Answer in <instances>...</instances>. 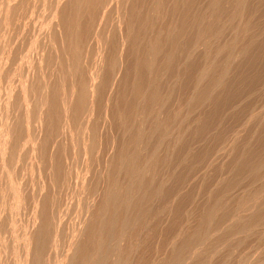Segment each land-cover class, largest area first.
<instances>
[{
	"label": "rangeland",
	"instance_id": "1",
	"mask_svg": "<svg viewBox=\"0 0 264 264\" xmlns=\"http://www.w3.org/2000/svg\"><path fill=\"white\" fill-rule=\"evenodd\" d=\"M21 1L22 3H24V4H22L21 2L19 3V2ZM0 0V46L1 45H3V47H0V54H3V55H0V63L2 62L3 63V65H2V63L0 64V89H2V90H0L1 92H0V104L2 105H0V121H2L1 122V125L3 126H1L0 128V130L2 131L1 133H0V157H1V155H2V157H1V159H3L2 161H1V159H0V174L1 175H3V176H1L0 175V181H2V182H0V197H1V199H0V238L2 239H0V250L2 251H0V264H6V263H8V264H31L30 263V261H31V258H32V255L34 254V248H35V242H36V237H37V233L36 232H38V231H36V230H40V228L39 227H41L42 225H40L42 222H43V210H44V208L47 206V205H49L50 204V211H52V210H54L56 207H57V205H58V203H59V205L60 206H63V207H61L60 209H59V207L60 206H58V209H59V211H61L63 214H62V216H63V220H62V225H61V227L65 230H63L62 228V230L64 231V233L65 234H63V232H62V230H61V232H62V234H63V236H65L64 237V239L62 240V241H59V242H57V243H59V246H60V250L61 251H59L58 250V255L59 256H57L56 255V252H55V250H54V253L55 254H52L51 252H53V251H50V253H48V254H52L51 256H52V258H53V256H54V258H55V260H54V258H53V262H55V263H53V264H64L65 262L63 261V258L62 257H64V255L66 256V254H64L65 252L67 253V256H68V254H70V253H74V251H73V249H70L69 251H68V248H70V247H67V246H69V245H66V244H69V242L68 241H70V243L72 242V241H75V242H79V240H80V238H82V236L84 237V236H86L85 234H84V232L85 231H83L82 229H84V227H85V225L89 222V220L90 219H88L87 220V218L90 216L91 217V215L90 214H86L87 216H85L84 215V213L83 212H85V211H81V209H79V208H81L84 204H85V198H87V197H85V196H87L86 194L88 193L87 191H90L91 190V187L92 186H94V185H96V183H97V181H98V179L99 180H101L100 182H102V187L100 186V182H98L97 183V187L100 189L101 188V190L103 191V190H107V188H108V186L110 185V183H111V180L113 179V176L115 175V174H118L119 172H120V174H118L117 176H118V178H120V182H125L126 181V178L124 177V175H125V173L122 171H119V172H116L117 171V169H118V167H117V165H116V163L118 164V165H120V163H118V161L117 160H119L118 159V157H119V155H120V151L122 150V149H124V146L125 145H127L128 143V139L130 138L129 137V134H127V132H124L121 128H125L124 126V124H123V122H121L123 119L120 117V114L118 113V115H117V111L119 110V109H117V107L116 106H118V108H120V110L122 109V110H124L125 109V107H126V105L123 103V101L126 103V100H125V98H127V99H129V93H130V90L128 91L127 90V92H126V89H125V87H124V85H125V82H124V84L122 83L123 82V80H124V70L126 69V64H128V62L126 61L127 60V58H130L129 60L131 61V57H129V55H126V54H128V52H126V54H125V51H127V50H125L126 49V47L124 48V49H121L122 50V57H120V55H119V57L120 58H122V62L124 61V62H127V63H125V66H124V62H123V66L121 65V67L120 66H117V71H116V73H119L120 72V70H119V68L118 67H120V69H122L121 70V72H120V74H121V76L123 77H119V75L118 74H115V77H112V78H114V80L115 81H111V77H107L106 79H104L106 76L105 75H107V73H106V71L104 70V66H102V64H101V62H103V64H104V58L103 57H108L109 55H110V52H109V47H111V46H107L108 44H105V43H102V41H104V42H106L105 40H103V38H101V37H104V35H102L100 32L98 33L100 36H97V33L95 32V29L93 28V30H94V32H92L93 30H89L88 29V27H87V25H85V24H89V21L88 20H90L89 19V17L87 18L86 16H89L90 15V12H85L83 9L82 10H80L81 12H80V16L81 17H85V19H88V20H84V18H82V20H81V17H80V20L83 22V20L84 21H86V23L84 24V23H82L81 21H80V26H83V24H84V26H86L87 28V30H89V33H88V35H89V37H88V35L86 36V38H85V34H83L82 33V35L80 34V37H83L84 36V38L83 39H87L88 38V41L87 40H85L84 41V43H82V41H83V39L82 38H80V45L82 46H79L80 47V51L82 50V54H83V52L85 53V50L87 51L84 55H86L87 56V59L85 60H83V57H81V56H83L82 54L80 55V57H81V59H80V61L81 62H79V63H81L80 64V66H81V68H82V66L84 67V68H82V70H84V72H85V70H86V72H87V74H86V72L84 73L83 71H81V72H79L78 73V68H74L75 67V64H74V62H73V60H70L71 58L73 59V57H72V50H70V49H68L67 51H66V49L67 48H69V44L67 45V42H66V39H67V36H66V32H65V35H64V31H65V29H64V23H62V22H65L63 19H65V17H67L65 20L67 21V19L69 20V21H71V12H69V9L68 8H70V6L69 5H71V1L70 0ZM54 1V2H53ZM56 1V2H55ZM64 1V2H63ZM128 1V0H127ZM127 1H125V2H127ZM132 1H134V0H132ZM131 0L129 1V3H131L132 2ZM135 1H137V0H135ZM253 1H254V5H253ZM49 2H52V3H49ZM68 4V6L66 5V3ZM117 1H115L114 2V6H115V4H116V6H117V3H116ZM252 2V3H251ZM256 2V3H255ZM262 2L263 3H261V0L259 1V0H247V8H250V9H247V8H245V10H243V12L245 11V12H247V11H250V12H247V13H245V14H247V15H244V13H243V19H242V17L240 16V19H237L236 18V20H231V22H230V20L228 21V20H226V19H228V17H227V14H226V16L225 15H223L222 17L224 18H221V20H219L218 21V25L221 27V29H222V34H220L219 35V38L217 39H215V41L213 40V43H211L210 45L211 46H213L214 48H216L217 47V45H219V46H223L224 45V43L226 44V43H230L231 41H233L234 39H236L237 37H239V41L238 42H240L239 44H236L238 47H236L234 50H233V52H234V55H233V62H234V64H233V62H232V64H231V67H230V69H229V71H228V74L226 75V77H225V79H224V84L223 85H221L213 94L214 95H212L211 97L213 98H209L210 100L208 101H204V102H200L201 104H200V107H198V106H194L193 104H189L190 106H192L193 105V107H194V109H193V107H191L193 110H190L191 108L190 107H188L189 105L188 104H186V102L188 101V99L187 100H185L186 98H188V97H192L191 96V94L192 93H194L195 94V91L194 90H192V93H191V88L190 87H192V89H193V86L196 84V81H194L193 79H195V74H192L193 72H195L196 71V69H198V70H200V66L199 65H204L203 63H205L206 62V60H205V56L204 55H206L208 52H207V50L209 51V52H211V53H208V55L209 54H211L212 56H213V52H214V50L215 49H213V47L211 48L210 47V49L209 48H206V46L204 47L202 44H200V45H202V46H200V47H203V49L202 48H199V44H198V49H199V52L200 53H202L203 52V54H201L200 55V53L197 51V48H196V50H194L195 52H194V56H198L199 58H200V56H201V58L200 59H198V57H193V58H195V60L196 59H198L197 61H194V59H192V61L194 62V65H196V68L194 69V71H189V69H188V71H186L187 70V61L185 62L184 61V59H183V62H181L182 60H181V58H183V55H184V53H185V49H184V45L183 44H180L181 42L183 43V41L182 40H186V39H191L190 37H192V35H193V32L191 33V29L192 28H187V32H189L190 31V34H192V35H188V33L186 34V36L188 37V38H186V36L184 37V38H186V39H183L182 38V40L181 41H178V42H180L179 43V48L180 47H182L181 45H183V47H182V50L184 51V53L182 52V50H181V53H180V51H178V47L176 48V49H174V50H171L172 48L169 46L168 47V45H165V47L167 48H164V50H165V52H167L168 50H169V48H171L170 49V51H168L167 53L169 54L170 52H175L176 53V56H178L177 57V59L180 57L178 54H177V51H178V53L182 56L181 58H180V62L183 64L182 66H181V63L178 61H176V63L177 64H179V67H178V65L176 64V63H174V64H176L177 65V67L174 65L172 68L174 69V70H170L169 69V72L168 71H166L165 69V72L163 71V68H162V70H161V74H160V76L163 78H161V82H160V85L161 86H159V89L161 90L159 93H161L160 94V98H161V95H163V93L165 94L166 93V95H164L163 97L166 99L168 96L167 95H169L171 98H167V100H169V101H166L164 98H163V100H162V102L164 103V105H163V103H162V107H163V109L167 106V108H165L164 110L162 109V107L161 106H157V107H155L156 108V110H154V113H156V111H160V109H161V111H160V113L162 112V111H165V112H162V115L159 113H157V114H152V116H155V117H160V116H162L161 118L162 119H167V117L170 115V114H168V116H167V114L166 113H168V112H170V111H168V110H171V112L170 113H173V115H174V113L176 112V114L178 115V117H176V118H178V119H174V121H173V123L174 122H176L177 120H178V123L176 124V123H174V125L176 124V126H174V125H172V127L174 126V128L177 130V131H172V132H176L175 133V135H174V133H172L171 132V130H175L174 128H172L171 130H170V132H171V134L173 135H171L170 134V132H169V134H168V138L170 137L169 135H171V139L169 138V140H168V138L167 137H164L165 139L167 138V140H165L164 139V141H165V143H167V144H165L164 143V141H162V145H161V147H163L164 145V147L163 148H161V150L160 151H158L157 152V156H155V159L156 160H153L154 162H156L157 163V161L158 162H160L161 164H163V162L165 161V160H170V162L168 161H165V166H162V169L161 168H159L158 169V167H156V169L157 170H155L156 172H157V174L159 173V175H157L156 174V172L154 171V170H152L153 171V174H154V176H153V174H152V171L149 173V174H151V176H152V181H156L155 183L157 184V182H158V184H159V186H160V189L158 188L159 186H158V184L155 186L157 189H159V192H157V194L155 193H153V195H155V196H157V197H153V200L152 201H154V202H152L150 199H152V198H150L148 201H150V202H152L151 204H148L149 206H150V208H149V206H148V208H149V210H153V211H149L150 213L152 212V214L154 215H152V214H149V212H148V218L146 217L145 218V224H146V229H144V230H146V231H144V230H142L141 232H140V234L138 235V238H136L135 237V239H136V242L135 241H133V239L131 240V246H133L134 247V245H135V247H134V250L136 249V247H137V249L136 250H138L139 248V252L138 251H136V253H138V254H135V251L134 252H132L130 255H132V256H134V257H132V256H130L129 257V261L131 262L132 261V263L134 264H140L141 262L142 263H144V264H170L171 262H168V261H173V256H174V248L176 249V248H178L179 247V244H180V246H181V244H182V242L183 241H181V240H184L183 238H185L186 236V239L187 238H189L190 236H192V234H193V232L194 231H196L195 229H197V228H199L200 227V224H201V221H200V219H204V217L203 216H205V215H207V213H208V210H210L209 208L213 205V203L216 201V198L218 199L219 197H220V199H221V197H222V199L221 200H224L223 202H222V204H224L223 206H221V208L218 210L219 212H217V214H216V218H215V223H214V225L216 224V226L214 227V226H212V230L210 229L209 230V233H211V234H208L209 236H208V239L206 240V241H204V243L202 244V242H198V243H196L195 245L193 244V248L192 247H190L189 248V250L187 249V253L185 254H183V256L184 255H187V256H185V258H186V260H185V258L183 259V261H185V264H202V263H204V264H264V219L261 221V219H260V221H259V219H258V221H257V219L256 218H254L253 219V217H255V215L256 214H258V216L256 215V217L257 218H259V211L260 210H262L263 209V201H264V188L262 189V187L261 186H263L264 187V163H263V161H264V159L263 160H261L262 159V157L261 156H263L264 157V142H263V139H264V101H262V100H264V94L262 95V93H261V91L264 93V87H263V85H264V79H262V78H264V66H261L262 64L264 65V63H263V59H264V47L262 46L263 45V43H264V25H263V23H264V0H262ZM18 3V4H17ZM58 3V4H57ZM60 3H62V4H60ZM65 3V4H64ZM129 3H124V4H126V6H125V8L127 7V4H129ZM143 3V2H142ZM201 3H203V2H201ZM249 3V4H248ZM21 4V5H20ZM53 4V5H52ZM263 6V7H260L261 5ZM24 5H25V7H24ZM56 5H58V6H56ZM65 5V6H64ZM140 5V4H139ZM228 5H230L229 7H227ZM252 5V6H251ZM52 6V7H51ZM53 6H55V7H53ZM63 6H64V9H63ZM113 5H112V9H113V11H116V9H115V7H114ZM225 6H226V8H227V10H229V11H231L232 9H231V3H225ZM256 6H258V9H257V7ZM19 7V8H18ZM21 7V8H20ZM36 7H39V8H36ZM49 7V8H48ZM51 7V8H50ZM65 7H66V9H67V11H66V9H65ZM68 7V8H67ZM124 7V6H123ZM253 7V8H252ZM14 8V9H13ZM18 8V9H17ZM29 8V9H28ZM56 10H55V9ZM25 9V10H24ZM32 9V10H31ZM33 9H34V11H33ZM40 11H39V10ZM42 9V10H41ZM48 9H50V10H48ZM63 9V10H62ZM252 9V10H251ZM44 10V12H42ZM55 10V11H54ZM58 10V11H57ZM100 10H102L101 8H100ZM122 10H123V8H122ZM121 10V11H122ZM258 10V11H257ZM23 11V12H22ZM27 11V12H26ZM31 11H32V13H31ZM36 11V12H35ZM37 11H39V13L37 12ZM47 13H46V12ZM50 11H51V13H50ZM53 11V12H52ZM127 11V10H126ZM228 11V12H229ZM256 11L258 12V14L256 13ZM260 11H262V12H260ZM55 12V13H54ZM58 12H62V14H60V13H58L59 15H61L60 17H59V15L57 14ZM66 12V13H65ZM96 12H97V10H96ZM100 12V11H99ZM102 12V11H101ZM251 12H254V13H252V14H250ZM26 13H29L28 15L26 14ZM33 13H35V15L36 16H34V14ZM44 13V15H40V14H43ZM52 13H54L53 15H52ZM88 15H87V14ZM115 13V12H114ZM123 13H125V10H123ZM23 14V15H22ZM33 14V15H32ZM45 14H47V15H45ZM57 14V15H56ZM64 14H66V16H64ZM116 14H117V12H116ZM115 14V15H116ZM169 14L170 13H168L167 15L168 16H164V15H162L163 17H169V18H167V19H165V18H163L162 16V18H160V19H164V21L163 20H159L160 22H163V23H161V25H163V24H168L167 26H170V27H173V28H175V27H177V24H176V20H177V22H178V19H175V25H174V21H172L173 22V24H172V22H171V20H172V15H171V17L169 16ZM248 14H250V16L248 15ZM255 14V16H253ZM259 14L261 15V16H259ZM18 15V16H17ZM30 15V16H29ZM31 15H32V17H31ZM114 15V16H115ZM120 15V14H119ZM119 15H117V16H115L116 18H118V16ZM253 17H252V16ZM5 16H7V17H5ZM17 16V17H16ZM48 16V17H47ZM51 16H53V17H51ZM245 16V17H244ZM262 16H263V18H262ZM3 17V18H2ZM10 17V18H9ZM11 17H14L13 19L11 18ZM20 17V18H19ZM21 17H23V18H21ZM28 17V18H27ZM34 17V18H33ZM38 17V20L36 19ZM42 17V18H41ZM47 17V18H46ZM50 17V18H49ZM55 17V18H54ZM247 17H248V19H247ZM251 17H252V19H251ZM256 17H257V19H256ZM2 18V19H1ZM6 18V19H5ZM25 18V19H24ZM31 18H33V20L31 19ZM57 18H59V19H57ZM116 18H114L115 20V24H116V28H120V26H118L117 25V23H118V21H117V19ZM177 18V17H176ZM254 18V19H253ZM4 19V20H3ZM16 19V20H15ZM22 21H21V20ZM27 19H28V21H27ZM40 19V20H39ZM44 19H46V20H44ZM48 19H49V21H48ZM52 19H54V20H52ZM170 20V22H171V24L172 25H174V26H171V24H170V22H168V23H166V20ZM222 19H223V21H222ZM242 19V20H241ZM251 19V20H250ZM256 19V20H255ZM12 20H14L15 21V23H14V21H12ZM17 20H18V22H17ZM31 20V21H30ZM41 20H42V22L44 23H42L41 22ZM52 20V22H50ZM57 20V21H56ZM63 20V21H62ZM174 20V19H173ZM240 20H241V22H240ZM243 20H245V21H243ZM254 20V21H253ZM259 20V21H258ZM22 23H21V22ZM30 21V22H29ZM35 21V22H34ZM222 21V22H221ZM224 21H226V22H224ZM243 21V22H242ZM249 22L250 23V26H251V28H250V26L247 28V30L249 31V30H251L252 29V32L250 33H245L244 31H243V33H241V31L243 30V27H245V24H244V26H242L243 25V23L244 22ZM257 21V22H256ZM263 21V22H262ZM20 22V23H19ZM26 24H24V23ZM31 22H32V24H31ZM33 22L35 23V25L33 24ZM58 24V22H59V24H63V25H57L56 23ZM61 22V23H60ZM224 22V23H223ZM16 23L18 24V25H16ZM49 23V24H48ZM51 23H53V24H51ZM81 23H82V25H81ZM120 23V22H119ZM180 22H178V24H179ZM221 23V24H220ZM225 23H226V25H225ZM20 24H22V25H20ZM30 24V25H29ZM39 24H40V26H39ZM46 24V25H45ZM48 24V25H47ZM160 23H158V25H159ZM229 24H231V25H228ZM233 24V25H232ZM258 24V25H257ZM2 25V26H1ZM28 25V26H27ZM54 25H56V26H54ZM120 25V24H119ZM239 25V26H238ZM4 26V27H3ZM17 26H19V28H17ZM33 26V27H32ZM53 28H52V27ZM62 26V27H61ZM89 26V25H88ZM217 26V25H216ZM228 26V27H227ZM240 26L242 27L241 29H240ZM10 27V28H9ZM13 27H15V28H13ZM25 28V29H23V28ZM26 27H28L27 29H26ZM29 27H31V29L29 28ZM55 27H56V30L57 29H59V32H60V34H57L58 33V30L56 31L55 30ZM57 27H59V28H57ZM104 28V26L102 25L101 26V29L103 30V28ZM179 27V26H178ZM178 27L177 28H175V29H178ZM226 27V28H225ZM255 27H258V28H255ZM34 28H35V31H34ZM78 28V30L81 28V30H79V32H81L82 31V27H77ZM173 28H171V30L172 31H174V29ZM219 28V27H218ZM239 28V29H238ZM15 29V30H14ZM22 29V30H21ZM64 29V30H63ZM1 30H3L2 32H1ZM13 30V31H12ZM19 31V33L17 32V33H14L15 31ZM20 30H21V32H20ZM24 30H26V32L24 31ZM62 32H61V31ZM77 30V31H78ZM102 30H100L101 32H102ZM193 30V29H192ZM232 30V31H231ZM237 30V31H236ZM241 30V31H240ZM253 30H254V32H255V34H254V32H253ZM262 30V31H261ZM30 31V32H29ZM46 31V32H45ZM91 31V32H90ZM117 31L119 32V29H117ZM238 31H240L239 32V34L237 33ZM13 32V33H12ZM57 32V33H56ZM82 32H85L86 34H87V31L86 30H84L83 29V31ZM233 32H235V34L233 33ZM263 32V33H262ZM48 33V34H47ZM64 35V37L62 36V34ZM93 33V35H92V38H93V36L95 37L93 40H92V38H91V34ZM122 33H123V31H122ZM245 33V34H244ZM253 33V34H252ZM256 33H258V35L256 34ZM14 34H16V35H14ZM21 34V35H20ZM26 34H27V36H26ZM96 36H95V35ZM156 34V33H155ZM250 34H252V35H250ZM260 34V35H259ZM5 35V36H4ZM12 35V36H11ZM15 37H14V36ZM19 37H18V36ZM33 35V36H32ZM38 35V36H37ZM42 35V36H41ZM237 35H239V36H237ZM246 35H248V36H246ZM262 35V36H261ZM10 36V37H9ZM16 36H17V38H16ZM30 36H32V37H30ZM41 36V37H40ZM65 36H66V39H63V38H65ZM110 36H112V33H111V35ZM184 36V35H183ZM232 36V37H231ZM241 36V37H240ZM244 36V37H243ZM254 36H256L255 38H256V42H255V47L259 44L260 46H262V49L261 48H258V47H256V48H254L256 51L254 52V49H252V51H250V53L252 54H250V53H248V54H246V55H243V54H241L240 52H241V50H238V49H241V47L245 44V43H247V41L249 42V39H250V37H251V39L254 37ZM2 37H3V39H2ZM5 37V38H4ZM22 37H24V42L25 43H23V38ZM29 37V38H28ZM60 39L61 38V40H58L57 41V39L58 38ZM96 37H100V39H99V41H97V38ZM155 37V36H154ZM224 37V38H223ZM227 37V38H226ZM236 37V38H235ZM243 37V39H241ZM260 37V38H259ZM262 37V38H261ZM15 38V39H14ZM32 38V39H31ZM42 38V39H41ZM47 38V39H46ZM57 38V39H56ZM89 38H91L90 39V42H91V40L93 41V42H91V43H89ZM111 38V37H110ZM109 38V39H110ZM245 38H246V40H245ZM6 39H7V41H6ZM10 39V40H9ZM14 41H13V40ZM18 39V40H17ZM26 39V40H25ZM28 39H30V40H33V41H30V40H28ZM36 39V40H35ZM54 39V41L52 42L55 46H56V48L54 47V46H50V44H52L51 43V41ZM220 39H221V41H220ZM262 39V40H261ZM19 40H20V42H19ZM39 40H41L40 42H39ZM45 40H47V41H45ZM48 40H49V42H48ZM64 40H65V42H66V45L68 46L67 48H66V46L64 45L65 43H64ZM217 40H218V42H217ZM223 40V41H222ZM226 40H228L227 42H226ZM1 41H5L4 43L3 42H1ZM11 43H10V42ZM30 41V42H29ZM45 41V42H44ZM57 41V42H56ZM96 41H97V43H98V45L96 44ZM100 41H101V43H102V45H101V43H100ZM243 41V42H242ZM259 41H260V43H259ZM19 42V43H18ZM27 42V43H26ZM32 42V43H31ZM49 43V44H47V43ZM56 42V43H55ZM59 42V43H58ZM61 42H62V44H61ZM108 42H109V40H108ZM258 42V43H257ZM7 43H8V45H7ZM10 43V44H9ZM35 43V44H34ZM39 43V44H38ZM43 43V44H45V46H41V47H39L41 44ZM79 43L77 44V45H79ZM200 43H202L201 42V40H200ZM216 43H218V44H216ZM18 44H20L19 46H18ZM23 44V45H22ZM24 44H26V45H24ZM33 44V45H32ZM52 44V45H53ZM213 44H215L216 45V47L213 45ZM221 44V45H220ZM262 44V45H261ZM6 45L8 46V47H6ZM27 45H28V47H27ZM47 45H48V47H47ZM65 46V50H64V46ZM89 45V46H91V47H89L88 46V49H91L92 51H90V50H88L87 49V46ZM97 47H96V46ZM106 46V49L105 50H102V48L104 47L105 48V46ZM110 45V44H109ZM5 46V47H4ZM15 46V47H14ZM26 46V47H25ZM58 46H60V47H58ZM93 46V47H92ZM99 46V47H98ZM21 47H23V48H21ZM24 47H25V49H26V51H24ZM46 47V48H45ZM86 47V48H85ZM102 47V48H101ZM108 47V48H107ZM189 47V46H188ZM3 48V49H2ZM12 48V49H11ZM20 48V49H19ZM36 48V49H35ZM38 48H39V50H38ZM41 48V49H40ZM49 48L52 50V48L55 50H49ZM59 48V49H58ZM103 48V49H104ZM189 48H191V46L189 47ZM2 49V50H1ZM10 49V50H9ZM31 49H32V51H31ZM34 49V50H33ZM42 49H44L43 51H41ZM102 50V51H100V50ZM107 49H109V50H107ZM213 49V50H212ZM237 49V50H236ZM23 52H22V51ZM30 50V51H29ZM38 51V52H36V51ZM56 50H58V51H56ZM71 52H70V51ZM84 50V51H83ZM107 50V51H106ZM121 50H120V52H121ZM201 50V51H200ZM204 50H206V52L204 51ZM211 50V51H210ZM4 51H6V52H4ZM13 51V52H12ZM28 51H29V53H28ZM64 51H66L67 53H69V54H67L66 52H64ZM69 51V52H68ZM79 51V52H80ZM94 51V52H93ZM98 52L99 51V53H96V52ZM104 51H106V53H104ZM197 51V52H196ZM227 50L226 49H224V51H222V54H220V57H219V60H220V58H222V60L225 58V56H227V52H226ZM5 54H4V53ZM26 54H25V53ZM33 52V53H32ZM54 52V53H53ZM61 52V53H60ZM92 52H93V54H92ZM101 52V53H100ZM124 52V53H123ZM162 52H164V51H162ZM165 52H164V54L162 53V54H160V63L161 62H163V60H164V56H167V55H165ZM259 53V54H257V53ZM15 53L17 54V53H19V54H17V56L15 55ZM23 53V54H22ZM28 53V54H27ZM37 53V54H36ZM62 55V54H64V55H62V58H61V56H59L60 54ZM71 53V54H70ZM103 53V54H102ZM107 53H109V54H107ZM166 53V54H167ZM200 55H198V54ZM205 53V54H204ZM224 53V54H223ZM237 53V54H236ZM7 54H8V56H7ZM11 54V55H10ZM33 54V55H32ZM40 54V55H39ZM43 54V55H42ZM55 54V55H54ZM58 54V55H57ZM67 54V55H66ZM92 55L91 57L90 56H88V55ZM100 54V55H99ZM107 54V55H106ZM126 55L127 57H125L124 55ZM183 54V55H182ZM226 54V55H225ZM239 54V55H238ZM255 54H256V57H255ZM10 55V56H9ZM22 55V56H21ZM25 57H24V56ZM27 55V56H26ZM29 55V56H28ZM71 55V56H70ZM98 56L97 58H98V60L100 61H98L97 60V58L95 57V56ZM102 55V56H101ZM164 55V56H163ZM222 55V56H221ZM225 55V56H224ZM248 55H250V57L248 56ZM258 55V56H257ZM36 56H38V57H36ZM43 56V57H42ZM67 56V57H66ZM71 58H70V57ZM3 57V58H2ZM5 57H6V61H5ZM18 57V59H16ZM33 57V58H32ZM47 57L48 59H45V58ZM60 57V58H59ZM85 57V56H84ZM126 58V60H125V58ZM162 57H164L163 58V60H162ZM184 57H185V55H184ZM205 57V58H204ZM224 57V58H223ZM242 57V58H241ZM253 57V58H252ZM255 57V58H254ZM13 58V59H12ZM24 58V59H23ZM28 58V59H27ZM36 59V60H33V59ZM41 58V59H40ZM44 58V59H43ZM69 58V59H68ZM101 58H103V60L101 61ZM123 58H124V60H123ZM204 58V60H201V59H203ZM244 58V59H243ZM9 59H10V61L11 62H9ZM13 61H12V60ZM27 59V60H26ZM30 59H32V60H30ZM50 59V60H49ZM61 59V60H60ZM66 59H68V60H66ZM90 59H92V60H90ZM258 61H257V60ZM29 60V62L31 63H29V62H27ZM40 60V61H39ZM59 60V61H58ZM96 60H97V62H96ZM162 60V61H161ZM5 61V62H4ZM17 61V62H16ZM20 63H19V62ZM33 61V62H32ZM41 63V65H42V67H40V64H39V62ZM42 61L44 62V63H42ZM46 61V62H45ZM67 61H68V64H67ZM86 61L88 62L87 63V65L88 64H96L97 65V63H98V67L99 68H97V66L96 65H94L93 67L94 68H96L95 70L91 67V66H86ZM91 61H94V62H91ZM129 61V62H130ZM199 61V62H198ZM204 61V62H203ZM248 61V62H247ZM257 61V62H256ZM260 61V62H259ZM16 62V63H15ZM51 62H52V64H51ZM58 62H59V64H58ZM69 62L71 63V62H73L72 64L74 65H72V64H70V66H69ZM85 62V64L83 65L82 63H84ZM195 62H197V63H199V64H196ZM202 64H201V63ZM238 62V63H237ZM244 62V63H243ZM259 62V63H258ZM8 63V64H7ZM12 63V64H11ZM29 63V64H28ZM34 65H33V64ZM46 63V64H45ZM47 63H49V67L47 66ZM247 65H246V64ZM252 63H254L253 65H254V67H251L252 65ZM5 64H6V66H5ZM10 64V65H9ZM15 66H14V65ZM19 64V65H18ZM45 64V65H44ZM55 64H56V67H55ZM67 64V67L69 68L70 67V70L68 69V68H66V66L65 65ZM101 64V65H100ZM159 64V63H158ZM162 64V63H161ZM160 64V65H161ZM240 64V65H239ZM250 64V65H249ZM256 64H259V65H257L256 66ZM24 65H27V67L26 66H24ZM37 65H38V67H37ZM58 65V66H57ZM61 65H63L64 66V68H63V66L62 67H60ZM160 65H159V67H160ZM185 65V67H183ZM197 65L199 66V67H197ZM5 67V69H4V67ZM7 66H9V67H7ZM13 66V68L14 69H12L11 67ZM17 66V67H16ZM55 68H54V67ZM96 66V67H95ZM101 66V67H100ZM181 66V67H180ZM237 66V67H236ZM238 66H240L239 68H238ZM244 66V67H243ZM261 66V67H260ZM2 67H3V69H2ZM22 67V68H21ZM36 67V68H35ZM60 67V68H59ZM103 67V68H102ZM243 67V68H242ZM250 68V70H249V68ZM258 67V68H257ZM7 68V69H6ZM27 68V69H26ZM28 68L30 69L31 68V70H29L28 71ZM71 68H72V70H71ZM81 68H80V70H81ZM90 68V70H91V72H93L92 74H94L95 76H96V72L94 73V71H98L99 73L97 74V76L95 77V79H94V77L92 76L91 77V79H92V82H90V83H94V87L92 86H89V87H91V92H90V96H89V106H91V107H89V106H87V108H89L90 109V111L92 112V115H91V119L90 120H86V123H84V130L83 129H78V128H74L75 126L73 125L74 123H72L71 121H73V117H72V114H73V116H74V113L72 112V113H70V109H71V107H72V109H73V106H71L72 105V103H71V100L73 101V102H75V98H71L70 97V95H68V97H66L67 96V94H70V88H71V91H72V89L74 88V86H75V84L76 83H74V82H77V80H78V84L76 85V87L73 89V91L75 90V89H78L79 88V80L82 78V76L85 74V76H87V77H90L92 74H91V72H90V70L89 71H87V69H89ZM124 68V69H123ZM171 68V69H172ZM179 68L181 69V68H183V70H185L188 74H192V75H194V76H189L188 77V80H190L191 82H189V81H186L187 80V76H188V74L187 73H185V71H181V70H179ZM248 68V69H247ZM18 69V70H17ZM22 69V70H21ZM45 69H48L47 71L45 70ZM101 69H103L102 71L103 72H101V73H103V74H101L100 73V71L99 70H101ZM236 69V70H235ZM241 69V70H240ZM3 70V71H2ZM7 70V71H6ZM11 70V71H10ZM25 70V71H24ZM59 70V71H58ZM62 70V71H61ZM68 70H69V72L70 71H73V73H74V71H75V75L73 74V73H71L70 72V74L68 73ZM79 70V71H80ZM119 70V71H118ZM168 70V69H167ZM175 70H176V73L178 74V75H180V76H177V74L175 73ZM177 70H179V72L177 71ZM191 70H193V69H191ZM196 71V72H199V71ZM238 70H240L239 72H238ZM11 73H10V72ZM31 71V72H30ZM38 71V72H37ZM50 71H51V73L53 74H50ZM105 71V72H104ZM162 71L164 72V73H166V74H162ZM172 71H174V72H172ZM181 71V72H180ZM247 71V72H246ZM5 72V73H4ZM8 72V73H7ZM15 74H14V73ZM25 72V73H24ZM40 72V73H39ZM61 73V75H60V73ZM66 72H67V74H66ZM78 74H77V73ZM88 72H90V74L91 75H89L88 74ZM171 72V73H170ZM241 72V73H240ZM261 72H262V74H261ZM17 73V74H16ZM24 73V74H23ZM28 75H27V74ZM31 73V74H30ZM34 73V74H33ZM36 73H39V74H43L44 75V77H42V75H39V74H36ZM45 73V74H44ZM59 73V74H58ZM81 73V74H80ZM172 73H173V75H172ZM181 73V74H180ZM184 74V76L182 77V78H179V77H181V75H183ZM252 75H251V74ZM20 74V75H19ZM68 74H69V76H68ZM73 74V75H72ZM83 74V75H82ZM105 74V75H104ZM197 75H198V73H196ZM243 74V75H242ZM245 74V75H244ZM250 74V75H249ZM253 74H254V76H253ZM259 74V75H258ZM17 75H19V76H17ZM27 75V76H26ZM37 77H36V76ZM39 75V76H38ZM56 75V76H55ZM65 75H67V76H65ZM70 75H72V76H74L73 78H76V79H74V82L73 81H71V82H73V83H71L70 82V79L72 78H69L70 77ZM79 75H80V78H79ZM103 75V76H102ZM165 75V76H164ZM174 75H176V80L175 79H173L175 76ZM187 75V76H186ZM7 76H8V78H7ZM12 76V77H11ZM17 77V78H15V77ZM21 76V77H20ZM41 76V77H40ZM53 76H54V78H53ZM62 76V77H61ZM84 76V77H85ZM99 76V77H98ZM118 76V77H117ZM165 78H164V77ZM169 76H170V78H169ZM174 76V77H173ZM231 76H232V78H231ZM238 76H239V78H238ZM241 76H244V77H241ZM14 77V78H13ZM43 78V79H45L44 81H42L40 78ZM59 77H60V79H59ZM167 77L169 78V79H167ZM173 77V78H172ZM197 77V76H196ZM252 77H254V78H252ZM7 78V79H6ZM10 78V79H9ZM28 80H27V79ZM39 79V80H37L36 82L34 81V80H36V79ZM66 78H67V80H66ZM69 78V79H68ZM73 78L71 79V80H73ZM98 78H101V79H97ZM118 78V79H117ZM179 78V79H178ZM184 78V79H183ZM190 78V79H189ZM193 78V79H192ZM260 78V79H259ZM10 81H9V80ZM13 79V80H12ZM22 79V80H21ZM47 79V80H46ZM52 79V80H51ZM63 79V80H62ZM88 79H90V78H87V80ZM90 79V80H91ZM107 80V81H105L104 82V80ZM108 79H110V80H108ZM180 79H183V82H182V80L180 81ZM186 79V80H185ZM229 81H228V80ZM237 79H238V81H237ZM240 79V80H239ZM246 79H248V80H246ZM253 79V80H252ZM3 80V81H2ZM15 80V81H14ZM19 80V81H18ZM32 80V81H31ZM59 80H60V82H62V83H60L59 82ZM76 80V81H75ZM89 80V81H90ZM100 80V81H99ZM119 80V81H118ZM163 80L164 81H166L165 83H164V85H163ZM168 80V81H167ZM179 80V81H178ZM244 80H246V81H244ZM262 80H263V82H262ZM25 81V82H24ZM34 83L35 84V86H36V88L37 89H39L40 87L41 88H43V89H39L40 91H43V92H40L39 90H37L36 88H34V90H33V87H35L34 86V84H33V86H32V83ZM46 81V82H45ZM53 81V82H52ZM96 83H95V82ZM99 81V82H98ZM108 81L110 82L111 81V83H109V84H107L108 83ZM122 81V82H121ZM125 81V80H124ZM130 81H133V77L130 79ZM176 81V82H175ZM205 81H206V83L208 84V82H210L209 81V78H207L206 80H204L203 81V83H202V86H206L207 84H205ZM227 81V82H226ZM232 82V83H229V82ZM243 81V82H242ZM250 81V82H249ZM253 81V82H252ZM255 81V82H254ZM261 81V82H260ZM27 82V83H26ZM39 82V83H38ZM43 82H45V84L47 83V85H48V87H50V88H47V89H45V87L47 86V85H44V83ZM104 82V83H103ZM187 82V83H186ZM193 82H195V83H193ZM253 84H252V83ZM5 83H6V85H5ZM12 83V84H11ZM13 83H14V86H13ZM23 83V84H22ZM70 83V84H69ZM89 83V84H90ZM115 83V84H114ZM120 83H122V85L120 84ZM166 83H167V85H166ZM169 83V84H168ZM172 83V84H171ZM177 83V84H176ZM180 83V84H179ZM236 83V84H235ZM241 83V84H240ZM246 83V84H245ZM248 83V84H247ZM256 83V84H255ZM20 86H19V85ZM22 84V85H21ZM26 84H29V85H26ZM42 84V85H41ZM60 86H59V85ZM67 84H69L68 86H67ZM71 84H73V85H71ZM104 84V85H103ZM108 86H107V85ZM110 84H111V86H110ZM184 84H186V86L188 85L189 86V88H190V90H189V92L191 93V94H189V93H187L188 92V89H187V91L185 90V88L183 89V87L185 86ZM191 84H194L193 86L191 85ZM231 84H233L232 85V87H231ZM238 84V85H237ZM240 84V85H239ZM243 84V85H242ZM3 85V86H2ZM17 87H16V86ZM27 87H26V86ZM45 86V87H42V86ZM51 85V86H50ZM53 85V86H52ZM91 85V84H90ZM93 85V84H92ZM99 87H98V86ZM101 85H103V86H106V87H103V86H101ZM169 85V86H168ZM175 85V86H174ZM178 85V86H177ZM191 85V86H190ZM230 85V86H229ZM252 85V86H251ZM258 85L260 86V87H258ZM22 86V87H21ZM31 86V90H33V94H32V91L31 90H29L30 88L29 87ZM55 86V87H54ZM56 86H57V89H56ZM59 86V87H58ZM69 86H71V87H69ZM77 86H78V88H77ZM98 88H97V87ZM116 86H117V88H116ZM120 86V87H119ZM163 86H164V88H163ZM167 86V87H166ZM242 86V87H241ZM247 86V87H246ZM258 88H257V87ZM5 87H7V88H5ZM9 87V88H8ZM16 87V88H15ZM63 87H66V89H67V91L65 90V88H64V90L62 89ZM68 87V88H67ZM102 87V88H101ZM168 87H170V88H168ZM172 87H173V89H172ZM177 87L179 88L178 90H177ZM182 88V90H181V88ZM249 87H250V90H248L249 89ZM253 87H254V89H253ZM21 88V89H20ZM60 88H61V90H60ZM93 88V89H92ZM97 88V89H96ZM109 88H110V90H109ZM167 88V89H166ZM176 88V89H175ZM194 88H195V86H194ZM229 88V89H228ZM247 88V89H246ZM10 89V90H9ZM17 89V90H16ZM24 89V90H23ZM58 90L56 93H58V92H62V93H64L65 91L67 92L66 93V96L64 95V96H61L62 95V93L60 92V93H58L59 94V99H61V101H60V105L62 106V114H64L63 115V117L65 116L66 117V123H64V125L62 124L61 126H60V128H62L61 129V131L59 132V130H60V128H58L59 130H57L58 132H56L55 133V129H57V127H56V124L54 123V121H55V118L53 117L54 116V114L52 115L51 113H53V109L51 110V107H52V104L51 103H49V102H51V97L50 96H52V93H55V92H53V91H56V90ZM108 90V92H107V90ZM117 89V90H116ZM169 89H171V91L169 90ZM234 89V90H233ZM260 89V90H259ZM28 90L29 91H31L30 93L28 92ZM36 90V91H35ZM53 90V91H52ZM125 90V91H124ZM165 90V91H164ZM168 90V91H167ZM247 90V91H246ZM255 92H254V91ZM15 91V92H14ZM18 91H19V93H21V95L18 93ZM50 91H52L51 93H50ZM111 91H113V92H111ZM120 91H122V92H120ZM164 91V92H163ZM169 91H170V94L173 92V94H168L169 93ZM180 91V92H179ZM184 91H186V93L184 92ZM222 91V92H221ZM225 91V92H224ZM236 91V92H235ZM244 91H246V92H244ZM8 92V93H7ZM27 92L29 93V96H28V94H27ZM39 92H40V94H39ZM45 92H47V93H45ZM115 92V93H114ZM117 92V93H116ZM126 92V93H125ZM179 92V93H178ZM219 92V93H218ZM228 92V93H227ZM234 93V96H233V94L232 93ZM241 92V93H240ZM243 92V93H242ZM247 92H249V93H247ZM260 94H259V93ZM99 93V94H98ZM124 95V94H126V95H124L125 96V98H123V96H122V94ZM183 93H185V94H183ZM217 93V94H216ZM225 93V94H224ZM240 95H238V94ZM255 93V94H254ZM14 95V97H13V95ZM36 94V95H35ZM41 94H42V96H41ZM45 94V95H44ZM49 94V95H48ZM93 94V95H92ZM111 94V95H110ZM127 94L129 95V96H127ZM182 94V96H180ZM186 94H189V96L187 95V96H185ZM223 94H224V96H223ZM232 94V95H231ZM235 94H237V95H235ZM241 94H242V96H241ZM258 95V97H256L257 95ZM43 95H44V97H43ZM47 95H48V97H47ZM96 95H98V96H96ZM100 95V96H99ZM118 95V96H117ZM193 95V94H192ZM245 95H247V96H245ZM18 96V97H17ZM22 96V97H21ZM31 96V97H30ZM39 96V97H38ZM101 96H102V98H101ZM127 96V97H126ZM185 96V97H184ZM217 96V97H216ZM219 96V97H218ZM223 96V97H222ZM252 96V97H251ZM261 96V97H260ZM23 97H25V99L23 98ZM27 97V98H26ZM33 97H34V99H33ZM46 97V98H45ZM61 97V98H60ZM62 97H63V99H62ZM67 99H70V100H67ZM95 97V98H94ZM99 97V98H98ZM121 97V98H120ZM215 97V98H214ZM222 97V98H221ZM227 97V98H226ZM232 97V98H231ZM240 97V98H239ZM249 97L251 98L250 100H249ZM3 98H5V99H3ZM21 98V99H20ZM31 98V99H30ZM45 98V99H44ZM47 98H49V99H47ZM118 98V99H117ZM174 100H173V99ZM220 98L222 99V100H220ZM225 98V100H223ZM257 98V99H256ZM262 98V99H261ZM29 99V100H28ZM99 99V100H98ZM119 99H121V101L119 100ZM122 99H124L123 101H122ZM130 99H131V97H130ZM172 99V100H171ZM191 98H189V100H190ZM215 99H218V100H220V102H217V101H214ZM230 99V100H229ZM237 99V100H236ZM243 99V100H242ZM259 99H260V101H259ZM18 100V101H17ZM21 100V101H20ZM26 100V101H25ZM27 100H28V102H27ZM35 100V101H34ZM48 100V101H47ZM62 100H63V102L65 103H63L62 102ZM66 100H67V102L68 101H70L68 104H71V105H68L67 104V102H66ZM257 100V101H256ZM3 101V102H2ZM48 103H47V102ZM98 101V102H97ZM100 101V102H99ZM186 101V102H185ZM213 101V102H212ZM221 101H223V104H225V106L223 105H220L222 102ZM228 101H232L231 103L230 102H228ZM234 101V102H233ZM238 101V102H237ZM11 102V103H10ZM27 102V103H26ZM31 102V103H30ZM118 102V103H117ZM120 102V103H119ZM175 102V103H174ZM179 102V103H178ZM184 102H185V104H184ZM207 102V103H206ZM209 102V103H208ZM217 102V103H216ZM225 102V103H224ZM237 104H236V103ZM246 102V103H245ZM255 102V103H254ZM258 102H259V104H258ZM8 103V104H7ZM19 103V104H18ZM46 103V104H45ZM62 103V104H61ZM94 103V104H93ZM166 103H169V104H166ZM211 103V104H210ZM28 104L30 105V104H32V105H30V106H28ZM49 104V105H48ZM50 104H51V107H50ZM101 106H100V105ZM121 104H123V105H121ZM178 104L180 105V107L178 106ZM212 104H214V106L213 107H211L212 106ZM229 104V105H228ZM5 105H7V107L5 108L4 106ZM66 107V110H65V108H64V106ZM67 105H68V107H70V108H68L67 107ZM88 105V104H87ZM93 105V106H92ZM170 105L172 106V107H170ZM186 105V106H185ZM197 105H199V103L197 104ZM205 105H207V107L205 106ZM232 107H231V106ZM234 105V106H233ZM238 105H239V107L241 106V108H239L238 107ZM245 105H246V108L247 109H245ZM252 105H254L255 107H256V111H254L253 112V114H252V111L253 110H255V108H254V106H252ZM259 105V106H258ZM36 108H34V107ZM38 106V107H37ZM100 106V107H99ZM165 106V107H164ZM203 108H205V109H203ZM219 106L221 107V109H218L219 108ZM229 106V107H228ZM235 106H237L236 108H235ZM3 107V108H2ZM29 107V108H28ZM107 107V108H106ZM116 107V111H115V108ZM124 107V108H123ZM159 107H161V108H159ZM169 107H170V109H169ZM183 107V108H182ZM211 107V108H210ZM216 107V108H215ZM223 107V108H222ZM233 107H234V109H233ZM243 107H244V109H243ZM252 107V109H250ZM2 108V109H1ZM10 108V109H9ZM15 108H17V109H15ZM32 110H31V109ZM35 110H34V109ZM48 108V109H47ZM49 108H50V110H49ZM67 108H68V110H69V112H67L68 110H67ZM94 108V109H93ZM106 110H105V109ZM179 108V109H178ZM199 108V109H198ZM201 108V109H200ZM206 108H208V109H206ZM210 108V109H209ZM214 110H213V109ZM229 108V109H228ZM232 108V109H231ZM4 109V110H3ZM20 109V110H19ZM40 109V110H39ZM92 109V110H91ZM111 109V110H110ZM176 110L175 112H174V110ZM178 109V110H177ZM195 109H197V110H195ZM227 109V110H226ZM239 109H243V110H239V113H237L238 112V110ZM11 110H13V112L11 111ZM14 110L17 112V113H15L14 112ZM19 110V111H18ZM60 110H61V107H60ZM97 110L98 111H101V112H97ZM108 110V111H107ZM152 110V109H151ZM166 110H167V112H166ZM180 110V111H179ZM184 112H183V111ZM195 110V111H194ZM207 110H209V111H207ZM220 112H218V111ZM232 110H234V111H232ZM5 111V112H4ZM23 111V112H22ZM35 111H36V114H35ZM45 111H47V112H45ZM49 111H50V113H49ZM52 111V112H51ZM71 111H73V110H71ZM106 111V112H105ZM111 111V112H110ZM178 111H179V113H178ZM186 111V112H185ZM191 111H193V112H191ZM200 111V112H199ZM212 111V112H211ZM213 111H215V112H213ZM223 111V112H222ZM226 111V112H225ZM241 111H242V114H241ZM246 111H248V112H246ZM8 112V113H7ZM9 112H11V113H9ZM19 112V113H18ZM34 112V113H33ZM104 114H103V113ZM115 113V115L116 116H113V114ZM119 112V111H118ZM182 112V113H181ZM195 112V113H194ZM198 112V113H197ZM202 112H203V114H202ZM204 112H205V114H204ZM209 112V113H208ZM218 112V113H217ZM232 112V113H231ZM2 113V114H1ZM7 113V114H6ZM14 115H13V114ZM66 113V114H65ZM100 113V114H99ZM103 115H102V114ZM108 113V114H107ZM112 113V114H111ZM152 113H153V111H152ZM166 115H165V114ZM185 115H184V114ZM187 113H188V117H187ZM190 113V114H189ZM191 113H194V116H193V114H191ZM221 113H223V114H221ZM230 113V114H229ZM237 113V114H236ZM246 115H245V114ZM3 114L5 115V117L3 116ZM9 114V115H8ZM41 115L40 117H42V118H40L39 116H36V115ZM50 116H52V118L51 117H49V115ZM97 116H96V115ZM109 114H111V115H109ZM142 115L139 117V114H138V117H136L135 119H138V118H141V117H143V116H145V114H143V113H141ZM165 115V117L166 118H164V115ZM199 114V115H198ZM208 114H210V115H208ZM213 114V115H212ZM221 115V117H220V115ZM239 114H241V116L239 115ZM245 116H244V115ZM7 115V116H6ZM21 115V116H20ZM25 115V119H24V117L23 116ZM105 115L107 116V117H105ZM157 115V116H156ZM160 115V116H159ZM197 117H196V116ZM205 117H204V116ZM211 115H212V117H211ZM224 115V116H223ZM229 115H231V116H229ZM255 115H256V117H255ZM3 116V117H2ZM14 116V117H13ZM16 116V117H15ZM44 116V117H43ZM50 118V120H47L48 119V117ZM112 116V117H111ZM171 116V115H170ZM186 118H185V117ZM209 116V117H208ZM233 116V117H232ZM235 116V117H234ZM243 116V117H242ZM36 117V119H37V122H36V119L34 120V118ZM38 117V118H37ZM102 117H104V118H102ZM110 117V118H109ZM117 117H118V121H117ZM191 117V118H190ZM196 117V118H195ZM203 117V118H202ZM210 117H211V119H210ZM10 118V119H9ZM16 118V119H15ZM94 118V119H93ZM116 118V119H115ZM122 120H121V119ZM143 118H145V117H143ZM160 118V119H161ZM180 118H184L183 120L182 119H180ZM199 118V119H198ZM206 118V119H205ZM220 118V119H219ZM230 118V119H229ZM237 118V119H236ZM28 121H27V120ZM39 119V120H38ZM70 119V120H69ZM100 119V120H99ZM113 119V120H112ZM142 119V118H141ZM147 121L150 119V118H145ZM161 119V120H162ZM185 119H187V121L185 120ZM189 119H192V120H189ZM197 119V120H196ZM218 119H219V121H218ZM233 119V120H232ZM236 119V120H235ZM5 120H7V121H5ZM12 120H13V122H12ZM25 120H26V122H25ZM54 120V121H53ZM144 119H142V121L141 120H136V121H140V122H137L138 123V125H140L139 123H145V120L143 121ZM164 120V121H165ZM185 120V121H184ZM196 120V121H195ZM218 122H217V121ZM4 121V122H3ZM22 121H24V122H22ZM30 121V122H29ZM47 121H49V123L50 124H52L51 126L50 125H44V123L46 124V122ZM51 121L53 122V123H51ZM87 121L89 122L88 124H87ZM95 121V122H94ZM111 121V122H110ZM114 121V122H113ZM181 121V122H180ZM200 121V122H199ZM213 121V122H212ZM236 121V122H235ZM247 121H248V123H247ZM251 121V122H250ZM7 124H6V123ZM16 122V123H15ZM21 122V123H20ZM69 122V123H68ZM90 122H91V124H90ZM98 122V123H97ZM115 122L117 123V122H119L120 123V125L121 124H123V126L121 125H116L115 124ZM149 122V121H148ZM148 122H147V124L145 123H141L142 124V126H145V127H147V129H148V126H149V124H148ZM187 122V123H186ZM32 123H33V125H32ZM39 123H41V124H39ZM43 123V124H42ZM67 123H68V125H67ZM70 123H71V125L72 126H70ZM96 124V125H93V124ZM101 123V124H100ZM119 123H117V124H119ZM150 124L152 123V121L150 120V122H149ZM180 123H182V124H180ZM196 125H194V124ZM234 123V124H233ZM13 124V125H12ZM17 124V125H16ZM24 124H25V126H24ZM31 124V125H30ZM185 124V125H184ZM187 124H191L190 126L189 125H187ZM205 124V125H204ZM19 125V126H18ZM23 127H22V126ZM26 125H27V127H26ZM43 125V126H42ZM55 126V127H52V126ZM89 125V126H88ZM92 125H93V127H92ZM200 126V127H198V126ZM202 125V126H201ZM12 126V127H11ZM18 126V127H17ZM38 127V129H37V127ZM47 126H49V127H47ZM65 126V127H64ZM98 126V127H97ZM119 128H118V127ZM184 128H183V127ZM15 127V128H14ZM25 127L27 128V129H25ZM31 127V128H30ZM33 127V128H32ZM35 127H36V129H35ZM44 127V128H43ZM72 127H73V130L74 131H72ZM86 127L88 128V130L86 129ZM90 127H92L93 128V130L95 131L96 129V135H95V133H93V131L91 130L92 128H90ZM94 127H96L95 129H94ZM108 127V128H107ZM153 126H152V124H151V129L153 130V132H150L149 130H150V128L147 130L146 128H143V130L145 129V130H147V132L149 133H147V136H146V138L149 140V137H150V140L152 141V144L154 145V147H156V145L158 144V141H156L155 142V140H159L160 139V135H161V133L159 134L157 131H156V133L154 132V129L152 128ZM179 127V128H178ZM195 127V128H194ZM198 127V128H197ZM232 127V128H231ZM6 128V129H5ZM9 128V129H8ZM20 130H19V129ZM39 128H40V130H39ZM42 128V129H41ZM47 128V129H46ZM55 128V129H54ZM67 128V129H66ZM71 128V129H70ZM90 128V129H89ZM105 128H106V130H105ZM192 128V129H191ZM194 128V129H193ZM11 129V130H10ZM12 129H14V130H12ZM35 129V130H34ZM44 129H45V131H44ZM49 129V130H48ZM50 129H52V131L50 130ZM104 129V130H103ZM118 129H120V130H122L123 132L122 133H124V136L123 135H120V131H118ZM181 129V130H180ZM196 129V130H195ZM198 129V130H197ZM201 129V130H200ZM203 129H204V131H203ZM209 129V130H208ZM4 130V131H3ZM10 130V131H9ZM16 130H17V132H16ZM30 130V131H29ZM41 130L45 133V135H44V133L43 132H41ZM46 130H48V132L46 131ZM54 130V131H53ZM66 130V131H65ZM68 130H69V132H68ZM108 130V132H106ZM110 130V131H109ZM117 130V131H116ZM187 130V131H186ZM200 130V131H199ZM5 131H7V132H5ZM25 131V132H24ZM49 131H51L52 132V135L50 134L49 135ZM78 131V132H77ZM84 131V132H83ZM88 131H90L89 133H87ZM100 131V132H99ZM126 131V130H125ZM189 131V132H188ZM194 131V132H193ZM196 131V132H195ZM201 131H202V133H201ZM206 131V132H205ZM9 132V133H8ZM12 132H13V134L14 135H12ZM15 132V133H14ZM21 132V133H20ZM35 132H36V134H35ZM41 132V133H40ZM63 132V133H62ZM66 132H67V135H66ZM73 134H72V133ZM105 132V133H104ZM198 132H199V134L201 133V134H203V135H199L198 134ZM225 132V133H224ZM23 133H24V135H23ZM31 133V134H30ZM33 133H34V136H33ZM38 133V134H37ZM48 135H47V134ZM60 134V135H58V134ZM69 133V134H68ZM82 133V134H81ZM91 133H93L94 135H92ZM121 133V134H122ZM150 133H154L153 135L152 134H150ZM179 133H181V134H179ZM188 133H189V135H188ZM193 133H194V135H193ZM206 133V134H205ZM10 134V135H9ZM18 136H17V135ZM21 134H22V136H21ZM54 134H57L56 136L54 135ZM62 134H64L63 135V137H62ZM80 134H81V136H80ZM87 134V135H86ZM158 134V135H157ZM177 134V135H176ZM191 134V135H190ZM6 135V136H5ZM31 135V136H30ZM40 135V136H39ZM43 135V136H42ZM55 137H54V136ZM73 135V136H72ZM118 135H120V137L118 136ZM149 135H151V136H149ZM179 135V136H178ZM186 135V136H185ZM193 135V136H192ZM223 135V136H222ZM252 135V136H251ZM15 136V137H14ZM27 138H26V137ZM38 136V137H37ZM66 136H68V137H66ZM88 136V138H86ZM91 136V137H90ZM95 137V138H92V137ZM100 136V137H99ZM109 136H111V137H109ZM155 136H157V137H155ZM198 136V137H197ZM221 136V137H220ZM226 136V137H225ZM7 137H9V138H7ZM30 137V138H29ZM42 137H43V139H42ZM45 137V138H44ZM59 137V138H58ZM152 137V138H151ZM154 137V138H153ZM159 137V138H158ZM180 137V138H179ZM182 137V138H181ZM186 137V138H185ZM200 137V138H199ZM220 137V138H219ZM223 137V138H222ZM228 137H229V139H228ZM15 138V139H14ZM71 138V139H70ZM91 138V139H90ZM126 140H125V139ZM177 138V139H176ZM179 138V139H178ZM226 138H227V140H226ZM263 138V139H262ZM2 139V140H1ZM13 139V140H12ZM18 139V140H17ZM25 139H26V141H25ZM30 139V140H29ZM35 141H34V140ZM38 141H37V140ZM46 139V140H45ZM50 139V140H49ZM63 140V141H61V140ZM77 139H78V141H77ZM90 139V140H89ZM105 139V140H104ZM122 139V140H121ZM174 139V140H173ZM197 139V140H196ZM198 139H199V141H198ZM257 139V140H256ZM11 142H10V141ZM29 140V141H28ZM49 140V141H48ZM73 140V141H72ZM74 140H76V141H74ZM96 140V141H95ZM98 140H99V142H98ZM149 140V143H147V145L150 147V143H151V141ZM173 140V141H172ZM230 140V141H229ZM262 140V141H261ZM14 141V142H13ZM18 141V142H17ZM19 141H20V143H19ZM24 141V142H23ZM31 141V142H30ZM41 141V142H40ZM55 141V142H54ZM66 141H68V142H66ZM71 141V142H70ZM102 141V142H101ZM105 141V142H104ZM110 141H111V143H110ZM116 141V142H115ZM119 141V142H118ZM123 141H126V142H123ZM179 141L180 142V144L179 143H177V142ZM221 141V142H220ZM225 141V142H224ZM255 141H257V142H255ZM17 142V143H16ZM22 142V143H21ZM25 142H27L26 144H24ZM35 142V143H34ZM40 142V143H39ZM54 142V143H53ZM77 142V143H76ZM88 142H90V143H88ZM154 142V143H153ZM169 142V143H168ZM173 142V143H172ZM16 145H15V144ZM32 144V145H34V146H32V145H30V144ZM44 145H43V144ZM50 143H51V145H50ZM88 143V144H87ZM92 143V144H91ZM102 143V144H101ZM114 143H115V145H114ZM124 143H126V144H124ZM157 143V144H156ZM224 145H223V144ZM226 143V144H225ZM1 144H3V148H2V146H1ZM4 144H5V146H4ZM10 144V145H9ZM13 144V145H12ZM18 144V145H17ZM47 144H48V146H47ZM73 144H74V146H73ZM90 144H91V147H89L90 146ZM95 144V145H94ZM100 144V145H99ZM112 144V145H111ZM124 144V145H123ZM156 144V145H155ZM170 144V145H169ZM175 144H177V145H175ZM252 144V145H251ZM263 144V145H262ZM12 145V146H11ZM21 145H24V146H22L21 147ZM43 145V146H42ZM46 145V147H44ZM72 145V146H71ZM146 145V144H145ZM153 145H152V151H154V147H153ZM261 145L263 146L262 147V149H261ZM13 146H15V147H13ZM31 146V147H30ZM143 147H144V144L142 145ZM141 146V150H143L144 151V154H143V156L141 157V159L142 158H144V156H145V159H143L144 161L146 160V156H147V158H148V155L149 156H151L152 155V151H151V147H150V149L147 151L146 149L147 148H149L148 146H145V150L144 149H142L143 147ZM11 147V148H10ZM26 147V148H25ZM33 147V148H32ZM51 147V148H50ZM55 147V148H54ZM92 147H93V149H92ZM96 147V148H95ZM123 147V148H122ZM193 149H192V148ZM254 147V148H253ZM2 148V149H1ZM5 148V149H4ZM17 148V149H16ZM21 148H23V149H25L24 150V152H23V149H21ZM37 148V149H36ZM41 148V149H40ZM54 148V149H53ZM71 148H73V149H71ZM76 148V149H75ZM118 148H120V149H118ZM172 148V149H171ZM184 148V149H183ZM249 148H250V150H249ZM251 148H253V149H251ZM13 149V150H12ZM15 149V150H14ZM21 149V150H20ZM28 149V150H27ZM43 149V150H42ZM53 149V150H52ZM79 149V150H78ZM88 149H90L89 151H88ZM100 149V150H99ZM102 149V150H101ZM158 149H160L159 147H158ZM261 149V150H260ZM6 152H5V151ZM12 150V151H11ZM20 150V151H19ZM61 150V151H60ZM92 150V151H91ZM118 150H120V151H118ZM131 150H133V149H131ZM167 150V151H166ZM184 150V152H182ZM187 150V151H186ZM205 150H207V152L205 153ZM211 150V151H210ZM248 150V151H247ZM254 152H253V151ZM22 151V152H21ZM29 151V152H28ZM78 151V152H77ZM84 151V152H83ZM96 153H95V152ZM105 153H104V152ZM143 151H142V153H143ZM165 151V152H164ZM194 151V152H193ZM204 151V152H203ZM245 151H246V154H245ZM256 151V152H255ZM260 152L262 155L260 156V153H257V152ZM2 152H4V154L2 153ZM15 152V153H14ZM17 152H19L18 154H16ZM45 152V153H44ZM87 154H86V153ZM92 152H94V154L92 153ZM103 152V153H102ZM118 152V153H117ZM198 152V153H197ZM202 152V153H201ZM211 152V153H210ZM213 152V153H212ZM249 152V154H247ZM253 152V153H252ZM11 153V154H10ZM14 153V154H13ZM26 153H28V154H26ZM44 153V154H43ZM57 153V154H56ZM78 153H79V155H78ZM81 153V154H80ZM91 153V154H90ZM102 153V154H101ZM115 153V154H114ZM147 153V154H146ZM184 153V154H183ZM188 153V154H187ZM193 155H192V154ZM210 153V154H209ZM244 153V154H243ZM252 155H251V154ZM16 154V155H15ZM23 154H25V155H23ZM36 154V155H35ZM39 154V155H38ZM49 154V155H48ZM59 154H61V155H59ZM72 154V155H71ZM83 154V155H82ZM174 156H173V155ZM183 154V155H182ZM199 154V155H198ZM200 154H202V155H200ZM214 156H213V155ZM8 155V156H7ZM44 155V156H43ZM88 155H89V159H88ZM103 156V158H102V156ZM162 157L161 159H160V157ZM181 155L184 157H181ZM205 157H204V156ZM207 155V156H206ZM255 155V156H254ZM5 156V157H4ZM11 156V157H10ZM23 156V157H22ZM39 158H38V157ZM48 156V157H47ZM66 158H65V157ZM94 156V157H93ZM168 157V158H166V157ZM180 156V157H179ZM189 156V157H188ZM199 156H201V158L199 157ZM245 156V157H244ZM250 156H252L253 157V159H252V157H250ZM258 156H260L261 157V159H254L255 157L257 158ZM6 157H7V159H6ZM15 157V158H14ZM20 157H21V159H20ZM27 157V158H26ZM52 159H50V158ZM61 157V158H60ZM99 157V158H98ZM158 157H159V159H158ZM170 157V158H169ZM194 157H196V158H194ZM241 157H243V158H241ZM12 158V159H11ZM19 158V159H18ZM36 158V159H35ZM49 160H48V159ZM110 158V159H109ZM164 158H166L164 161H162L161 162V160H163ZM177 158V159H176ZM183 158V159H182ZM188 158V159H187ZM191 158V159H190ZM203 158V159H202ZM240 158V159H239ZM252 160H251V159ZM259 158V157H258ZM25 159V160H24ZM40 159H41V161H40ZM87 159V160H86ZM96 161H95V160ZM99 159V160H98ZM102 159V160H101ZM104 159V160H103ZM106 159V160H105ZM180 159V160H179ZM193 159V160H192ZM199 159V160H198ZM247 159V160H246ZM250 159V160H249ZM6 160V161H5ZM8 160V161H7ZM20 160V161H19ZM23 160V161H22ZM30 160V161H29ZM47 160L49 161V162H47ZM63 160V162H60V161H62ZM65 160V161H64ZM72 160V161H71ZM98 160V161H97ZM108 160V161H107ZM112 160H113V162H114V165L116 166V167H114V165H112ZM142 160V161H143ZM176 162H175V161ZM185 160V161H184ZM190 160V161H189ZM195 160V161H194ZM239 160H241V161H239ZM11 161H12V163H11ZM19 161V162H18ZM26 161H28V163L26 162ZM44 161V162H43ZM54 161L56 162L55 163V165H57L58 166V168H61V167H63L62 169H61V171H62V175H64V176H61V174H60V172L58 171V169H57V166H55L54 165ZM57 161H59L60 163V165L59 164H57ZM67 161V162H66ZM75 161V162H74ZM80 161V162H79ZM86 161V162H85ZM101 161H103V162H100ZM141 161V160H140ZM141 161V162H142ZM172 161H174V162H172ZM201 161V162H200ZM243 161H245V162H243ZM253 161V163H251ZM254 161H258V162H261L262 161V168L260 167V172L262 173H260V172H256V173H254V172H252L251 171V169L250 168H248L246 165H247V162L249 163H251L252 165H256L257 163L256 162H254ZM3 162V163H2ZM11 163V164H9V163ZM53 162V163H52ZM105 162V163H104ZM108 162H110V163H107ZM140 162V163H141ZM192 162V163H191ZM193 162H195L196 164H193ZM8 163V164H7ZM18 163H20V164H18ZM24 163V164H23ZM83 163V164H82ZM144 163V162H143ZM142 163V164H143ZM160 163H157V164H159V165H157V166H160L161 167V164ZM168 163V164H167ZM171 163H173V164H171ZM178 163V164H177ZM181 163V164H180ZM238 163V164H237ZM244 164V166H243V164ZM249 163V165H251ZM23 164V165H22ZM25 164H26V166H27V168H26V166H25ZM51 164V165H50ZM64 166H63V165ZM97 164V165H96ZM167 164V165H166ZM177 166H176V165ZM188 164V165H187ZM239 164H241V165H239ZM246 164V165H245ZM8 165V166H7ZM13 165V166H12ZM17 165V166H16ZM67 165V166H66ZM100 165V166H99ZM173 165V166H172ZM175 165V166H174ZM180 165H181V167H180ZM190 165V166H189ZM194 165V166H193ZM198 165H200V166H198ZM24 168H23V167ZM44 166V167H43ZM49 168H47V167ZM50 166V167H49ZM54 166V167H53ZM61 166V167H60ZM67 167V168H64V167ZM85 166H86V168H85ZM103 168H102V167ZM192 166H193V168H192ZM198 166V167H197ZM235 166V167H234ZM240 166V167H239ZM4 169H3V168ZM10 167H12V169L10 168ZM15 167H17V168H15ZM18 167L19 168H21V169H18ZM46 167V168H45ZM55 167H56V169H57V171L56 170H54L55 169ZM98 167H99V169H98ZM101 167V168H100ZM114 167V168H113ZM120 167V166H119ZM163 167H165V168H163ZM177 167V168H176ZM190 169H189V168ZM237 167V168H236ZM241 169V171H242V173H241V171H240V169ZM245 167H247V168H245ZM8 168H9V170H11V171H9L8 170ZM44 168V169H43ZM50 168H52V169H50ZM73 168V169H72ZM91 168L93 169V170H97V171H91ZM96 168V169H95ZM109 168H111V169H109ZM115 168H117V169H115ZM167 168V169H166ZM1 169H3V170H1ZM66 169V170H65ZM70 169V170H69ZM101 169V170H100ZM112 169H114V170H112ZM174 169H176V171H174ZM239 169V170H238ZM243 169H244V171H243ZM246 169H247V171H246ZM248 169H250V171L248 170ZM261 169H262V171H261ZM15 171V173H14V171ZM19 170V171H18ZM27 170V171H26ZM65 170V171H64ZM90 171V174H89V171ZM105 170V171H104ZM106 170H107V172H106ZM116 170V171H115ZM161 170H162V172H161ZM167 170V171H166ZM189 170H191V171H189ZM193 170H194V172H193ZM4 171V172H3ZM7 172V174H6V172ZM22 171V172H21ZM42 171H44V173H42ZM72 171V172H71ZM99 171V172H98ZM104 171V172H103ZM111 171V172H110ZM113 171H115L114 173V175H112L113 174ZM178 171V172H177ZM196 171V172H195ZM250 173H249V172ZM21 172V173H20ZM68 172V173H67ZM88 172V173H87ZM160 172H161V175H162V177H161V175H160ZM165 172V173H164ZM247 172V173H246ZM251 172L252 173H254L253 175L251 174ZM5 173V174H4ZM10 173V174H9ZM27 173V174H26ZM58 173L60 174V176L58 175ZM70 173H72L73 175L71 176L70 175ZM97 173H99V174H97ZM103 173V174H102ZM110 173V174H109ZM179 173V175H177ZM194 175H193V174ZM236 173V174H235ZM19 174V175H18ZM21 174H23V175H21ZM47 174V175H46ZM57 174V175H56ZM65 174L67 175L68 174V176H71V177H69V180L68 179H66V178H68V176H65ZM78 174V175H77ZM79 174H80V176H79ZM107 174V175H106ZM109 174V175H108ZM149 174L147 175V176H149ZM166 174V175H165ZM168 174H170V175H168ZM180 174H181V176H180ZM183 174V175H182ZM244 174V175H243ZM10 175V176H9ZM12 175V176H11ZM14 175V176H13ZM16 175V176H15ZM24 175H26L25 177L26 178H24ZM30 175V176H29ZM32 175V176H31ZM55 175H56V177H55ZM89 175V176H88ZM91 175L94 177H91ZM96 175V176H95ZM102 175H104V176H102ZM155 175H157V176H155ZM172 175V176H171ZM252 177H251V176ZM256 175V176H255ZM7 176H9V178L7 177ZM23 176V177H22ZM57 176H59V177H57ZM86 177V179H85V177ZM120 176V177H119ZM151 176H149L148 178V180H150V178H151ZM160 178H159V177ZM165 176V177H164ZM167 176H168V178H167ZM176 176V177H175ZM180 176V177H179ZM237 176H238V178H240V179H238L237 178ZM247 176V177H246ZM248 176H250V177H248ZM254 176V177H253ZM3 177V178H2ZM6 179H5V178ZM18 177H20V178H18ZM37 177V178H36ZM45 177V178H44ZM49 179H48V178ZM55 177V178H54ZM63 177V178H62ZM65 177V178H64ZM77 177V178H76ZM97 177V178H96ZM102 177V178H101ZM157 177H158V179H157ZM169 177H170V179H169ZM172 177V178H171ZM245 177V178H244ZM257 179H256V178ZM30 178V179H29ZM35 178V179H34ZM43 178H44V180H43ZM59 178V180H61V181H63V182H61V181H59V180H57V182L59 181L60 182V184H59V182H58V184H57V182L56 181H54V179H58ZM61 178V179H60ZM97 179V181L95 182V180ZM104 178V179H103ZM106 178V179H105ZM108 178V179H107ZM153 178H156V180H153ZM175 178V179H174ZM178 178V180H176ZM182 178H183V182H181L180 180H182ZM187 178V179H186ZM233 178L236 180V181H234L233 180ZM247 178V179H246ZM253 178V179H252ZM6 181H5V180ZM9 179V180H8ZM29 179V180H28ZM75 179V180H74ZM80 179V180H79ZM84 181H86V182H84ZM94 179V180H93ZM124 179V181H122V180ZM160 179V180H159ZM184 179H185V182H184ZM13 182H12V181ZM35 180V181H34ZM39 180V181H38ZM49 181V185H48V182L47 181ZM67 180V181H66ZM77 180V181H76ZM91 180V181H90ZM164 180V181H163ZM174 180H176V181H174ZM229 180H230V182H229ZM233 180V181H232ZM252 180V181H251ZM255 180V181H254ZM260 182H259V181ZM263 180V181H262ZM4 181V182H3ZM18 181V182H17ZM22 181V182H21ZM28 181V182H27ZM40 181H41V183H40ZM53 181L54 182H56V184H54L53 183ZM64 181H66L65 183H66V185L64 186L62 183H64ZM71 183V184H69V186H71V187H68V183L69 182ZM76 181V182H75ZM106 181V182H105ZM109 181V182H108ZM151 181V180H150ZM151 181V182H152ZM159 181H161V183H162V181H163V185L159 182ZM167 181V182H166ZM189 181V182H188ZM232 181V182H231ZM239 182V183H236V182ZM251 181V182H250ZM262 181V182H261ZM6 182V183H5ZM8 182V183H7ZM35 182V183H34ZM68 182V183H67ZM80 182V183H79ZM82 182V183H81ZM150 182V184L151 185H153L152 183ZM177 182V183H176ZM12 183L14 184V185H16V186H14V185H12ZM23 183V184H22ZM25 183V184H24ZM44 185H43V184ZM46 183V184H45ZM75 183V184H74ZM85 183V184H84ZM90 183V184H89ZM106 183V184H105ZM154 183V184H155ZM166 183V184H165ZM167 183H168V185H167ZM185 183V184H184ZM229 183V184H228ZM232 183V184H231ZM244 183V184H243ZM256 183V184H255ZM259 183V184H258ZM26 184H27V186H26ZM33 184V185H32ZM39 184V185H38ZM51 184H52V186H51ZM64 186H62V185ZM74 184V185H73ZM80 184H82V185H80ZM87 184V185H86ZM94 184V185H93ZM99 184V185H98ZM109 184V185H108ZM239 184V185H238ZM245 186H243V185ZM2 185H4V186H2ZM19 185H21V186H19ZM25 185V186H24ZM48 185V186H47ZM60 186L59 188L57 187V186ZM73 185V186H72ZM89 185V186H88ZM162 185V186H161ZM169 185H170V187H169ZM186 185V186H185ZM225 185V186H224ZM228 185H229V187H228ZM235 185V186H234ZM9 186V187H8ZM13 188H12V187ZM17 186H19V187H17ZM49 186H50V190H49ZM67 186V187H66ZM91 186V187H90ZM158 186V187H157ZM165 187L166 189H162L161 187ZM180 186V187H179ZM258 188H257V187ZM21 187V188H20ZM24 187H26L25 188V190H24ZM29 187V188H28ZM55 187H56V189H55ZM87 189H89V190H87V191H84V189L85 188ZM90 187V188H89ZM107 187V188H106ZM152 187H154V186H152ZM154 187V190L156 189ZM221 187V188H220ZM223 187V188H222ZM227 187V188H226ZM245 188V189H243V188ZM249 187H250V189H249ZM259 187H261L260 189H259ZM19 188V189H18ZM52 188H54V189H52ZM59 190H58V189ZM60 188H62V190H60ZM66 188V189H65ZM72 188V189H71ZM75 188V189H74ZM181 188V189H180ZM224 188H225V190L226 191H224L223 192V190H224ZM235 188V189H234ZM237 188V189H236ZM9 189V190H8ZM16 189V190H15ZM21 189L22 190H24V191H21ZM27 189V190H26ZM31 189V190H30ZM43 191H42V190ZM69 189V190H68ZM73 189H74V191H73ZM85 189V190H86ZM99 189H97L98 191H97V193L95 194L96 195V197L94 196V200L92 201L93 202V205H94V209L97 207V205H98V203L100 202V199H101V196H102V191L101 190H99ZM169 189V190H168ZM228 189H229V191L232 193H230L229 191H228ZM259 189V190H258ZM13 190H15V191H13ZM46 190V191H45ZM72 190V191H71ZM171 190V191H170ZM174 190V191H173ZM221 190H222V193H221ZM248 190V191H247ZM12 191V192H11ZM21 191V192H20ZM27 193H26V192ZM60 191V192H59ZM62 191V192H61ZM65 191V192H64ZM160 191H161V193H160ZM164 192V194H163V192ZM166 191L168 192V193H166ZM243 191H244V193H243ZM246 191V192H245ZM255 191V192H254ZM263 191V192H262ZM14 192V193H13ZM40 192V193H39ZM48 192V193H47ZM56 192V193H55ZM70 192V193H69ZM75 192V193H74ZM80 192V193H79ZM87 192V193H86ZM98 192H100V193H98ZM103 192H105V191H103ZM218 192H219V194H218ZM228 192V193H227ZM240 192V193H239ZM248 192H250V193H248ZM26 193V194H25ZM29 193V194H28ZM33 193V194H32ZM62 193V194H61ZM65 193V194H64ZM86 193V194H85ZM231 195H230V194ZM243 193V194H242ZM252 193H253V195L256 197L255 198V200L254 199H252L254 196L252 195ZM256 193V194H255ZM258 193V194H257ZM260 193H261V196H260ZM263 193V194H262ZM21 194H23V195H21ZM54 194H55V196H54ZM57 194V195H56ZM61 194V195H60ZM69 194V195H68ZM75 194V195H74ZM79 194V195H78ZM160 194V196H158ZM166 194V195H165ZM174 194V195H173ZM214 194L216 195V196H214ZM225 194V195H224ZM245 194V195H244ZM248 194V195H247ZM13 195V196H12ZM17 195V196H16ZM26 195V196H25ZM27 195H29L30 197L28 198L27 197ZM36 195V196H35ZM47 195V196H46ZM72 195V196H71ZM163 195H165V196H163ZM217 195H219V197H217ZM221 195V196H220ZM229 195V197H227ZM234 195H236V196H238V197H236V196H234ZM244 195V196H243ZM259 195V197H260V199H259V197H257ZM9 196V197H8ZM21 196H22V198H21ZM43 196V197H42ZM85 198H84V197ZM234 196V197H233ZM14 197V198H13ZM16 197V198H15ZM39 197V199H37ZM50 197H51V199H53V201H54V199H55V197H56V199L55 200H57V202L58 203H56V201L54 202V204L56 203V205H54L53 204V201H50L49 202V200H50ZM54 197V198H53ZM59 199H58V198ZM71 197V198H70ZM100 197V198H99ZM215 197V198H214ZM263 197V198H262ZM8 198V199H7ZM41 198V199H40ZM43 198V199H42ZM49 200H48V199ZM82 198H84V200H82ZM98 198V199H97ZM163 198H164V200H163ZM166 198V199H165ZM169 198V199H168ZM228 200H227V199ZM231 198V199H230ZM235 198V200H233ZM14 200V203H13V200ZM20 199H22L21 200V202H23V203H21L20 204V202H18ZM28 199V200H27ZM35 199H37V200H35ZM61 199V200H60ZM67 200V202H64V200ZM71 199V200H70ZM158 199V200H157ZM171 199V200H170ZM181 199V200H180ZM214 199V200H213ZM2 200V201H1ZM8 200H9V202H8ZM42 200V201H41ZM43 200H44V202H49V203H47V204H45L44 202H43ZM47 200V201H46ZM63 200V201H62ZM65 200V201H66ZM170 200V201H169ZM180 202H179V201ZM227 200V201H226ZM7 201V202H6ZM29 201V202H28ZM62 201V202H61ZM80 203H79V202ZM159 202V203H157V202ZM167 201H169V202H167ZM172 201V202H171ZM173 201H175V202H173ZM178 201V202H177ZM229 201V202H228ZM238 201V202H237ZM2 202H3V204H2ZM11 202V203H10ZM41 202H43V203H41ZM51 202H52V204H53V206H52V208H51ZM63 202L65 203V204H63ZM150 202H148V203H150ZM167 202V203H166ZM177 202V203H176ZM183 202V203H182ZM227 202V203H226ZM233 202V203H232ZM237 202V203H236ZM242 202H243V204H242ZM246 202H248V203H246ZM251 202H253L252 204H251ZM18 203H19V205H18ZM73 203V204H72ZM84 203V204H83ZM165 203V204H164ZM172 203V204H171ZM181 203V204H180ZM230 203V204H229ZM236 203V204H235ZM241 203V204H240ZM13 206H12V205ZM17 204V205H16ZM26 204V205H25ZM33 204V205H32ZM43 204V205H42ZM70 204V205H69ZM83 204V205H82ZM169 204V205H168ZM174 204V205H173ZM177 204V205H176ZM249 204H251V205H249ZM16 205V206H15ZM20 205H22L21 207H20ZM26 207H24V206ZM29 207H28V206ZM78 207H77V206ZM165 207H164V206ZM181 205V206H180ZM183 205V206H182ZM227 205V206H226ZM233 205H235V206H233ZM242 205V206H241ZM258 205V206H257ZM263 205V206H262ZM8 206V207H7ZM11 206H12V208H11ZM17 206H19V207H17ZM37 206V207H36ZM39 206H41V207H39ZM55 206V207H54ZM65 206H67V207H65ZM69 206V207H68ZM75 206V207H74ZM152 206H154V207H152ZM160 206H162V207H160ZM167 206V207H166ZM170 206V207H169ZM177 206V207H176ZM226 206V207H225ZM237 206V207H236ZM15 207V208H14ZM44 207V208H43ZM53 207H54V209H53ZM73 207V208H72ZM157 207H159V209L161 210L162 208L163 209H165V210H163V211H158L159 209L157 208ZM171 207H176V209L175 208H171ZM182 207V208H181ZM225 207V208H224ZM239 207H241V209H239ZM260 207V208H259ZM4 208V209H3ZM10 208V209H9ZM21 208H22V211H21ZM41 208H43V209H41ZM47 208L49 209V206H47ZM62 208H63V210H62ZM85 208V207H84ZM151 208H154V209H151ZM233 208H235V209H233ZM251 208V209H250ZM15 209V210H14ZM25 209V210H24ZM35 209V210H34ZM57 209V208H56ZM55 209V210H56ZM58 209H57V211H58ZM76 211H74V210ZM168 209H170V210H168ZM180 210V212H182V213H180L179 212V210ZM237 209H239L238 211H237ZM5 210V211H4ZM11 210H12V212H11ZM32 212L31 214L28 212ZM31 210V211H30ZM33 210V211H32ZM167 210V211H166ZM176 210V211H175ZM241 210H243V211H241ZM247 212H246V211ZM257 210V211H256ZM39 211H41V218H40V212ZM66 211V212H65ZM175 211V212H174ZM207 211V212H206ZM232 211H233V213H232ZM14 212V214H15V212H16V214H15V216H14V214H12ZM37 212L39 213V214H37ZM83 214H82V213ZM157 213V212H159V213H162L163 214V212H164V216L162 215H160L159 213H157L156 215L154 214V213ZM167 214H166V213ZM170 212V213H169ZM235 212V213H234ZM253 212H255V214L253 213ZM261 212V211H260ZM10 213V214H9ZM24 213H28V214H25L24 215ZM175 213V214H174ZM219 213V214H218ZM222 213H224V214H222ZM228 213H230V214H228ZM244 213V214H243ZM4 214V215H3ZM70 214V216H68ZM173 214H174V216H173ZM177 214V215H176ZM179 214H181L180 216H179ZM223 216H222V215ZM236 214V215H235ZM238 214V215H237ZM243 214V215H242ZM8 215V216H7ZM13 215V216H12ZM27 215H29V216H27ZM34 215V216H33ZM77 215V216H76ZM81 215V216H80ZM158 215V216H157ZM228 216V217H225V216ZM235 215V216H234ZM251 216V215H253V217L252 218H248L249 216ZM8 217L7 219H6V217ZM19 216V217H18ZM26 216H27V218H26ZM80 216V217H79ZM147 216V215H146ZM151 218H155L156 220L154 221L153 219H150L151 221L153 220V222H151L150 220H149V218L150 217ZM153 216V217H152ZM156 216L158 217V218H156ZM163 217V219L161 220V217ZM177 216H178V218H177ZM185 216V217H184ZM201 216H202V218H201ZM221 216V217H220ZM231 216V217H230ZM239 218H238V217ZM10 217V218H9ZM19 219H18V218ZM76 217V218H75ZM82 217V218H81ZM86 219H85V218ZM89 217V218H90ZM206 217V216H205ZM220 217V218H219ZM222 217H223V224H224V222H225V224L223 225L222 224ZM245 217V218H244ZM1 218H3V220H1ZM39 218V219H38ZM80 218V219H79ZM166 218H167V220H166ZM176 218H177V220H179V222L176 220ZM199 218V219H198ZM228 218V219H227ZM230 218V219H229ZM234 218V219H233ZM236 218V219H235ZM244 220H251L252 222V224H250L249 226H254V227H244V229H243V226H241L240 224H244L246 221H243V219ZM247 218V219H246ZM6 219V220H5ZM18 219V220H17ZM23 219H24V221H23ZM42 219V220H41ZM79 219V220H78ZM82 219V220H81ZM148 219V222L150 223V225H148L149 223L146 221ZM181 219V220H180ZM182 219H183V221H182ZM219 219H221L220 221H219V223H218V225H217V220H219ZM225 219H227V220H225ZM238 219H239V221H238ZM5 220V221H4ZM10 222H9V221ZM14 220V221H13ZM17 220V221H16ZM27 220H28V222H27ZM39 220V221H38ZM160 220V221H159ZM228 220H230V221H228ZM236 220V221H235ZM3 223H2V222ZM41 221V222H40ZM79 221V222H78ZM172 221H174V223L172 222ZM181 221V222H180ZM198 221V222H197ZM256 221L258 222L257 224H256ZM11 222H13V223H11ZM20 222V223H19ZM21 222L23 223V224H21ZM37 222V223H36ZM66 223V224H63V223ZM159 224H158V223ZM176 222V223H175ZM177 222H178V224L180 225H177ZM235 222V223H234ZM5 223H7V224H5ZM14 223H17V225L16 224H14ZM19 223V224H18ZM151 223H153V224H151ZM196 223H197V225H196ZM200 223V224H199ZM261 223H262V225H261ZM11 224H12V226H11ZM26 224V225H25ZM37 224V225H36ZM39 224V225H38ZM43 224V223H42ZM71 224V225H70ZM85 224V225H84ZM159 226H158V225ZM176 226H175V225ZM222 224V225H221ZM7 225H9V226H7ZM14 225V226H13ZM15 225H16V227H15ZM68 225V226H67ZM75 226V227H73V226ZM153 225V226H152ZM155 225V226H154ZM199 225V226H198ZM231 225V226H230ZM236 225H238V226H241V227H239L238 228V226H236ZM2 226H3V228H2ZM70 226V227H69ZM178 226V227H177ZM221 226V227H220ZM259 226H261L260 228H259ZM5 227H6V229H5ZM8 227V228H7ZM66 227H68V228H66ZM73 227V228H72ZM161 227H163V228H161ZM169 227V228H168ZM170 227H172V228H170ZM214 227V228H213ZM227 227V228H226ZM229 227V228H228ZM10 228V229H9ZM37 228V229H36ZM66 228V229H65ZM78 229V232L77 233H72V232H74V230L75 229ZM217 228H219V229H217ZM234 228V229H233ZM236 228V229H235ZM241 228V231H242V229L244 230L243 232H244V234H243V232H241L239 229ZM248 228H250L251 229V231L249 230H247ZM258 228V229H257ZM5 229V230H4ZM22 229V230H21ZM68 229V230H67ZM74 229V230H73ZM77 229L75 230V232L77 231ZM158 229V230H157ZM171 229V230H170ZM178 229V230H177ZM225 229V230H224ZM230 229V230H229ZM246 229V230H245ZM260 229V230H259ZM1 230H2V232H1ZM29 230V231H28ZM71 230V231H70ZM140 230V229H139ZM138 230V231H139ZM170 230V231H169ZM174 230V231H173ZM177 230V231H176ZM220 230V231H219ZM263 230V231H262ZM12 231V232H11ZM20 231V232H19ZM52 231H53V229H52ZM66 231H67V233H66ZM80 231H81V233H80ZM144 231V232H143ZM148 231V232H147ZM151 231V232H150ZM157 231H158V233H157ZM164 233H163V232ZM166 231V232H165ZM171 231H172V233H171ZM180 231L181 232H183L182 234H183V237H181V233H180ZM232 231V232H231ZM235 231V232H234ZM245 231H247V232H245ZM19 232V233H18ZM54 232V231H53ZM176 232V233H175ZM224 232V233H223ZM231 232V233H230ZM237 232V233H236ZM2 233V234H1ZM25 233V234H24ZM27 233H28V235H27ZM71 233H72V235H74V234H76V237L78 238V235H79V239H78V241H76L77 239H76V237L74 236V237H71ZM150 235H149V234ZM153 233V234H152ZM185 233H186V235H185ZM192 233V234H191ZM230 233V234H229ZM6 234V235H5ZM23 234H24V236H23ZM83 234V235H82ZM179 234H181V235H179ZM191 234V235H190ZM222 234V235H221ZM228 234V235H227ZM252 234V235H251ZM254 234H255V236H254ZM257 234V235H256ZM259 234V235H258ZM34 235H36L35 236V239H34ZM70 236L71 237V240H70V237H68V236ZM142 235V236H141ZM148 235V236H147ZM184 235H185V237H184ZM188 235H190V236H188ZM213 237H212V236ZM245 235V236H244ZM178 236H180V238H182V239H179V237H178V239H177V237ZM6 237V238H5ZM18 237H20V238H18ZM23 237H25V238H23ZM33 237V238H32ZM62 237V236H61ZM68 237V238H67ZM147 237V238H146ZM23 238V239H22ZM73 238H74V240H73ZM140 238H142V241L144 242V243H142V241H139V240H141ZM144 238V239H143ZM168 238V239H167ZM215 238V239H214ZM218 240H217V239ZM220 238V239H219ZM18 239V240H17ZM32 239V240H31ZM65 239L67 240V239H69V240H67V241H65ZM83 239H85V238H83ZM134 239V240H135ZM175 239H176V241H178L177 243H176V241H175ZM185 239V240H186ZM212 239V240H211ZM5 240H7V241H5ZM61 240V239H60ZM82 240V239H81ZM80 240V241H81ZM184 240V241H185ZM210 240V241H209ZM260 240H261V242H260ZM8 241H12L11 243L10 242H8ZM168 241V242H167ZM209 243H208V242ZM239 241V242H238ZM8 245H6L5 243ZM21 242V243H20ZM34 242V243H33ZM140 242H141V244H140ZM179 242H181V243H179ZM215 242H217V243H215ZM1 243H2V245H1ZM24 243V244H23ZM26 243V244H25ZM29 243V244H28ZM32 243V244H31ZM133 243H137L138 245H136V244H133ZM146 243V244H145ZM175 243H176V245H177V247H176V245H175ZM237 243V244H236ZM4 244V245H3ZM16 244V245H15ZM143 244V245H142ZM20 245V246H19ZM24 245V246H23ZM26 245H28V246H26ZM30 245V246H29ZM63 245H65V246H63ZM139 245H141L142 247H139ZM199 245V246H198ZM211 245V246H210ZM236 245V246H235ZM11 246H13V247H11ZM23 246V247H22ZM71 246V245H70ZM144 246H145V248H144ZM198 246V247H197ZM2 247H4L3 249H2ZM11 247V248H10ZM15 247H16V249H15ZM19 249H18V248ZM139 247V248H138ZM213 247V248H212ZM10 248V249H9ZM24 248H25V250H24ZM29 248H30V250H29ZM143 248V249H142ZM209 248H211V249H209ZM231 248H233V249H231ZM31 249H33V250H31ZM67 250V251H65V250ZM142 249V250H141ZM166 249V250H165ZM201 249V250H200ZM231 249V250H230ZM22 250H23V252H22ZM72 250V251H71ZM160 250V251H159ZM177 250V249H176ZM175 250V251H176ZM193 250V252H191ZM197 251V253H196V251ZM28 251V252H27ZM30 251V252H29ZM71 251V252H70ZM158 251V252H157ZM189 251V252H188ZM5 252V253H4ZM63 253L62 255H61V253ZM70 252V253H69ZM147 252V253H146ZM168 252V253H167ZM4 253V254H3ZM9 253H11V254H9ZM17 253V254H16ZM191 253V254H190ZM195 253H196V255H195ZM14 254H16L15 256H14ZM24 254V255H23ZM47 254V256L49 257L50 255H48ZM141 254H143V255H141ZM10 257H9V256ZM249 257H248V256ZM16 256H18V257H16ZM24 256V257H23ZM28 256V257H27ZM50 256V257H51ZM57 256V257H56ZM61 256V260H60V257ZM70 256H71V254H70ZM251 256V257H250ZM4 257H6L5 259H4ZM7 257H8V259H9V261H8V259H7ZM12 257V258H11ZM49 257V258H50ZM192 257V258H191ZM19 258V259H18ZM47 258V257H46ZM52 258H50L51 260H52ZM147 258V259H146ZM171 258H173V259H171ZM243 258V259H242ZM252 258V259H251ZM7 259V260H6ZM27 261H26V260ZM57 259H58V261H57ZM171 259V260H170ZM6 260V261H5ZM17 260V261H16ZM19 260V261H18ZM30 260V261H29ZM204 260V261H203ZM227 260V261H226ZM240 260H242V261H240ZM5 261V262H4ZM61 261V262H60ZM144 261V262H143ZM223 261H225V262H223ZM63 262V263H62ZM167 262V263H166ZM131 263V264H132ZM130 264V263H129ZM183 264H184V262H183Z\"/></svg>",
	"mask_w": 264,
	"mask_h": 264
},
{
	"label": "bare ground",
	"instance_id": "2",
	"mask_svg": "<svg viewBox=\"0 0 264 264\" xmlns=\"http://www.w3.org/2000/svg\"><path fill=\"white\" fill-rule=\"evenodd\" d=\"M2 1V0H1ZM11 1V0H10ZM18 1V0H17ZM50 1V0H49ZM68 1V0H67ZM71 2V5H69L70 6V8H68L69 9V12H71V21H69L68 19H67V21L65 20L67 17H65V19H63L65 22H62V23H64V29H65V31H64V35H65V32H66V36H67V39H66V36H65V38H63V39H66V42H67V45L69 46V48H67L68 46L66 45V42H65V40H64V45L66 46V51L68 50V49H70V50H72V57H73V59L71 58L70 60H73V62H74V64H75V67L74 68H78L79 70H80V68H81V66H80V64L81 63H79V62H81L80 61V59H81V57H83V60L86 58L87 59V56L86 55H84L87 51L85 50V53L83 52V54L81 53L82 52V50L80 51V47L79 46H81L80 45V41L84 38V36L83 37H80V34L82 35V33L83 34H85V38H86V36L88 35V33H89V30H93V28L95 29V32L97 33V36H100L98 33L100 32L102 35H104V37H101V38H103V40H105L106 42H104V41H102V43H105V44H108L107 46L109 47V46H111V47H109V49H107V50H109V52H110V55L106 58V57H103L104 58V64H103V62H101V64H102V66H104V70L106 71V73H107V75H105L106 77L104 78V79H106L107 77H115V74H118L119 75V77L121 76V74H120V72H121V70L122 69H120V67H121V65L123 66V62H122V58H120V57H122V50L121 49H124L125 47H126V49L125 50H127V51H125V54H126V52H128V54H126V55H129V57H131V61L129 60L130 58H127V60H126V58L125 57H127L126 55H124L125 57V60L128 62V64H126V69L124 70V80H123V84H124V82H125V85H124V87H125V89H126V92H127V90L129 91L130 90V93H129V95L127 94V96H129V99H127V98H125V96L124 95H126V94H122V96H123V98H125V100H126V103L123 101L124 99H122V101H123V103L126 105V107H125V109L124 110H120V108H118V106H116L117 107V109H119L118 111H117V115H118V113L120 114V117L123 119H121L122 121L121 122H123V124L125 125L124 127L125 128H121L124 132H127V134H129V139H128V144L127 145H125L124 146V149H122L121 151L120 150H118V151H120L119 153H120V155H119V157H118V159L119 160H117L118 161V163H120V165H118L117 163H116V165H117V167H118V169L117 168H115V169H117V171L116 172H119V171H123L124 173H125V175H124V177L126 178V181L125 182H120L119 180H120V178H118V174H120V172L118 173V174H115L114 172L115 171H113V174L112 175H114L113 176V179L111 180V183H110V185L108 186V188H107V190L105 189V190H103V191H105V192H103L102 190H101V188L99 189L96 185H97V183L98 182H100L101 180H99L98 179V181H97V177L95 178L96 180H95V182L97 181V183H96V185H94V186H90L91 187V190L90 191H87V190H89L88 188L86 189L85 187V189H84V191H87L85 194L87 195V196H85V197H87V198H85L84 196V198L86 199L85 200V204L81 207V208H79V209H81V211L83 212V211H85V212H83L84 213V215L85 216H87L88 214H90L91 215V217L89 218H87V220L88 219H90L89 220V222L85 225V227H84V229H82L83 231H85L84 232V234L86 235V236H82V238H80L79 237V235H78V238L76 237V234H74V235H72V233H77L78 232V229H77V231L75 232V230H74V232H72L71 233V237H76V241H78V239L80 238V240H79V242H75V241H72L71 243H70V241H68L69 242V244H66V245H69V246H67V247H70V248H68V251L70 250V249H73V251H74V253L72 252V253H70L71 254V256H70V254H68V256H67V253L65 252L64 254H66V256L63 254V253H61V255L63 254L64 255V257H62L63 258V261L65 262L64 264H131L132 263V261L130 262L129 260V257L130 256H132V255H130L132 252H134L135 251V254H138V253H136V251H138L139 252V247H142L141 245H139V249L138 250H136L137 249V247H136V249L134 250V247H135V245H134V247L133 246H131L132 244V242H131V240L133 239V241H135L136 242V239H135V237L136 238H138V235L140 234V232L142 231V230H144V229H146V224H145V218L147 217L148 218V212L149 211H153V210H149V208H150V206L153 204L152 202H154V201H152L153 200V197L155 196V195H153V193L155 194H157V192H159V189H160V186H159V184H158V182H157V184H158V188L159 189H157L155 186L157 185L154 181H152V176H151V174H149L152 170H157L156 169V167H158V169L159 168H161L162 169V166H165V161H169L170 162V160H165L166 158H168V157H166V158H164L163 160H161V162L162 161H164L163 162V164H161L160 162H158L157 161V163H160L161 164V167L160 166H157V165H159V164H157L156 162H154L153 160H156L155 159V156H157V152L158 151H160L161 150V148H163V147H161V143H162V141H164V137H167L168 136V134H169V132H170V130L172 129V128H174V126H176V124L178 123V120L176 121V122H174V123H176L175 125H174V123H173V121H174V119L176 118V117H178V115L176 114V110H174V115H173V113H170L171 112V110H168V111H170V112H168V113H166L167 114V116H168V114H170L168 117H167V119L165 120V119H162L161 117L162 116H160V117H155V116H152V114H159L160 113V111H161V109H160V111H156V113H154V110H156V108L155 107H157L158 105L159 106H161L162 107V100H163V96L164 95H166V93L164 94L163 93V95H161V98H160V94L162 93H159L161 90L159 89V86H161L160 85V82L162 81L161 80V76H160V74H161V70H162V68H163V71L165 72V70L166 71H168L169 72V69L170 70H174L173 68V66L175 65L176 67H177V65H178V67H179V64H177L176 63V61L178 62H180V58L182 57L179 53H178V51H180V53H181V50H182V47H183V45H184V49H185V53H184V51L182 50V52L184 53V55H185V57H184V55H183V58H181V62H183V59H184V61L186 60L187 61V70L186 71H188V69H189V71L191 72V71H194V69L196 68V65H194V62L192 61V59H194V61H197L198 59H200L201 58V54H203V52L202 53H200L199 52V49L197 48L198 47V44H199V48H202L203 49V47H200V46H202L203 44L206 46V48H209L210 49V47L212 48L213 46H211L212 44L211 43H213V40L215 41V39L217 38H219V35L220 34H222L221 32H222V29H221V27L218 25V21L219 20H221V18H223L222 16L223 15H225L226 16V14H227V17H228V19H226V20H230V22H231V20H236V18L237 19H240V16L242 17V19H243V13L246 11L245 10V8H247V0H137V1H132L131 3H129V1L130 0H70ZM115 1H117L116 3H117V6H116V4H115V6H114V2ZM125 1H127V2H125ZM252 1V0H251ZM260 1V0H259ZM19 2V1H18ZM21 2V1H20ZM19 2V3H20ZM54 2V1H53ZM56 2V1H55ZM64 2V1H63ZM69 2V1H68ZM143 2V3H142ZM201 2H203V3H201ZM231 3V11H229V10H227V8H226V6H225V3ZM22 3V2H21ZM49 3H52V2H49ZM66 3V2H65ZM64 3V4H65ZM124 3H129V4H127V7L125 8V6H126V4H124ZM252 3V2H251ZM256 3V2H255ZM261 3H263L262 2V0H261ZM18 4V3H17ZM22 4H24V3H22ZM58 4V3H57ZM60 4H62V3H60ZM140 4V5H139ZM249 4V3H248ZM21 5V4H20ZM53 5V4H52ZM63 5V4H62ZM66 5L68 6V4L66 3ZM112 5L115 7V9H116V11H113V7H112ZM253 5H254V1H253ZM261 5V4H260ZM264 5V4H263ZM56 6H58V5H56ZM65 6V5H64ZM64 6H63V9H64ZM124 6V7H123ZM230 5H228L227 7H229ZM252 6V5H251ZM24 7H25V5H24ZM52 7V6H51ZM50 7V8H51ZM53 7H55V6H53ZM112 7V8H111ZM245 7V8H244ZM257 7V9H258V6H256ZM260 7H263L262 5L260 6ZM19 8V7H18ZM17 8V9H18ZM21 8V7H20ZM36 8H39V7H36ZM49 8V7H48ZM100 8L102 9V10H100ZM122 8H123V10H125V13H123V10H122ZM253 8V7H252ZM14 9V8H13ZM29 9V8H28ZM55 9V8H54ZM62 9V10H63ZM65 9H66V7H65ZM84 10L85 12H90V15L89 16H86L87 18L89 17V19L90 20H88V19H85V17H81L79 14H80V10ZM247 9H250V8H247ZM25 10V9H24ZM32 10V9H31ZM39 10V9H38ZM42 10V9H41ZM48 10H50V9H48ZM56 10V9H55ZM54 10V11H55ZM96 10H97V12H96ZM122 10V11H121ZM127 10V11H126ZM243 10H245L244 12H243ZM252 10V9H251ZM264 10V9H263ZM33 11H34V9H33ZM40 11V10H39ZM39 11H37L38 13H39ZM58 11V10H57ZM66 11H67V9H66ZM100 11V12H99ZM102 11V12H101ZM229 11V12H228ZM258 11V10H257ZM256 11V13L258 14V12ZM23 12V11H22ZM27 12V11H26ZM36 12V11H35ZM42 12H44V10L42 11ZM46 12V11H45ZM53 12V11H52ZM115 12V13H114ZM116 12H117V14H116ZM247 12H250V11H247ZM247 12H245V13H247ZM260 12H262V11H260ZM31 13H32V11H31ZM47 13V12H46ZM50 13H51V11H50ZM55 13V12H54ZM54 13H52V15L54 14ZM57 13V12H56ZM58 13H60V12H58ZM57 13V14H58ZM66 13V12H65ZM86 13V14H87ZM168 13H170L171 15H172V17H171V15L169 14V16L172 18V20H171V22L172 21H174V25H175V19H178V22H180L179 24H178V22H177V20H176V24H177V27H178V29H175V28H177V27H175V28H173V27H170V26H167L166 24H163V25H161V23H163V22H160L159 20H163L164 21V19H160V18H162L163 16L162 15H166V16H168L167 14ZM244 13V15H247V14H245ZM252 13H254V12H251L250 14H252ZM264 13V12H263ZM27 15L29 14V13H26ZM34 14V16H36L35 15V13H33ZM32 14V15H33ZM56 14V15H57ZM60 14H62V12L60 13ZM89 14V13H88ZM87 14V15H88ZM116 14V15H115ZM120 14V15H119ZM250 14H248L249 16H250ZM23 15V14H22ZM32 15H31V17H32ZM40 15H44V13L43 14H40ZM45 15H47V14H45ZM59 15V14H58ZM63 15V14H62ZM117 16V15H119L118 16V18H116L115 16ZM18 16V15H17ZM16 16V17H17ZM30 16V15H29ZM61 15H59V17H60ZM64 16H66V14H64ZM81 17V20H82V18H84V20H88L89 21V24H85L86 23V21H84L83 20V22L80 20V17ZM162 16V17H161ZM252 16V15H251ZM253 16H255V14L253 15ZM252 16V17H253ZM259 16H261L260 14H259ZM5 17H7V16H5ZM48 17V16H47ZM46 17V18H47ZM51 17H53V16H51ZM62 17V16H61ZM177 17V18H176ZM245 17V16H244ZM252 17H251V19H252ZM3 18V17H2ZM1 18V19H2ZM10 18V17H9ZM12 19L14 18V17H11ZM20 18V17H19ZM21 18H23V17H21ZM28 18V17H27ZM34 18V17H33ZM33 18H31L32 20H33ZM42 18V17H41ZM50 18V17H49ZM55 18V17H54ZM63 18V17H62ZM114 18H116L117 19V21H118V23H117V25L118 26H120V28L118 27V28H116L117 26H116V20L114 19ZM163 18H165V17H163ZM167 18H169V17H166L165 19H167ZM262 18H263V16H262ZM6 19V18H5ZM25 19V18H24ZM37 20H38V17L36 18ZM57 19H59V18H57ZM174 19V20H173ZM224 19V18H223ZM223 19H222V21H223ZM241 19V20H242ZM247 19H248V17H247ZM250 19V20H251ZM254 19V18H253ZM256 19H257V17H256ZM255 19V20H256ZM4 20V19H3ZM16 20V19H15ZM21 20V19H20ZM40 20V19H39ZM44 20H46V19H44ZM52 20H54V19H52ZM52 20L50 21V22H52ZM62 20V21H63ZM115 20V21H114ZM241 20H240V22H241ZM12 21H14V20H12ZM22 21V20H21ZM20 21V22H21ZM27 21H28V19H27ZM31 21V20H30ZM29 21V22H30ZM48 21H49V19H48ZM57 21V20H56ZM80 21L82 22V23H84L85 25H87V27H88V29L89 30H87L86 28V26H84V24H83V26H80ZM170 22V20L168 19V20H166V23H168V22ZM221 21V22H222ZM243 21H245V20H243ZM242 21V22H243ZM254 21V20H253ZM259 21V20H258ZM17 22H18V20H17ZM19 22V23H20ZM35 22V21H34ZM33 22V24L35 25V23ZM41 22H42V20H41ZM120 22V23H119ZM165 22V21H164ZM171 22H170V24H171ZM224 22H226V21H224ZM223 22V23H224ZM257 22V21H256ZM263 22V21H262ZM14 23H15V21H14ZM22 23V22H21ZM24 23V22H23ZM43 23V22H42ZM56 23V22H55ZM61 23V22H60ZM82 23H81V25H82ZM158 23H160L159 25H158ZM25 24V23H24ZM31 24H32V22H31ZM44 24V23H43ZM49 24V23H48ZM47 24V25H48ZM51 24H53V23H51ZM57 24V23H56ZM58 24H59V22H58ZM57 24V25H58ZM120 24V25H119ZM172 24H173V22H172ZM171 24V26H174V25H172ZM221 24V23H220ZM244 24H245V27H243V30L241 29L242 27L240 26V29L242 30H240L241 31V33H243V31L247 34V33H249L250 31L252 32V29L251 30H247V28L250 26V23L249 22H244L243 23V25L242 26H244ZM16 25H18L17 23H16ZM20 25H22V24H20ZM26 25V24H25ZM30 25V24H29ZM46 25V24H45ZM59 25H63V24H59ZM89 25V26H88ZM104 26V28H103V30L101 29V26ZM217 25V26H216ZM225 25H226V23H225ZM228 25V24H227ZM229 25H231V24H229ZM228 25V26H229ZM233 25V24H232ZM258 25V24H257ZM263 25H264V23H263ZM2 26V25H1ZM28 26V25H27ZM39 26H40V24H39ZM54 26H56V25H54ZM82 27L84 30H86L87 31V34L85 33V32H82L83 31V29H82V31L81 32H79V30H81V28L78 30V28L77 27ZM176 26V25H175ZM227 26V27H228ZM239 26V25H238ZM4 27V26H3ZM33 27V26H32ZM52 27V26H51ZM62 27V26H61ZM192 28L191 29V33L193 32V35L192 34H190V31L189 32H187L186 30H187V28ZM219 27V28H218ZM10 28V27H9ZM13 28H15V27H13ZM17 28H19V26H17ZM23 28V27H22ZM28 27H26V29H27ZM30 29H31V27H29ZM53 28V27H52ZM57 28H59V27H57ZM171 28H173L174 29V31H172L171 30ZM226 28V27H225ZM250 28H251V26H250ZM255 28H258V27H255ZM16 29V28H15ZM14 29V30H15ZM23 29H25V28H23ZM60 29V28H59ZM59 29H57L58 30V33L57 34H60V32H59ZM63 29V30H64ZM117 29H119V32L117 31ZM239 29V28H238ZM249 29V28H248ZM22 30V29H21ZM21 30H20V32H21ZM55 30H56V27H55ZM56 30V31H57ZM78 30V31H77ZM100 30H102V32L100 31ZM3 30H1V32H2ZM13 31V30H12ZM25 32H26V30H24ZM34 31H35V28H34ZM61 31V30H60ZM122 31H123V33H122ZM232 31V30H231ZM237 31V30H236ZM240 31H238L237 33L239 34V32ZM262 31V30H261ZM19 33V31H15L14 33ZM30 32V31H29ZM46 32V31H45ZM62 32V31H61ZM91 32V31H90ZM92 32H94V30L92 31ZM250 32V33H251ZM253 32H254V30H253ZM256 32V31H255ZM255 32H254V34H255ZM3 33V32H2ZM13 33V32H12ZM80 33V34H79ZM111 33H112V36H110L111 35ZM156 33V34H155ZM188 33V35L190 34V35H192V37H190L191 39H189L187 36H186V34ZM234 34H235V32H233ZM244 33V34H245ZM263 33V32H262ZM48 34V33H47ZM62 34V33H61ZM253 34V33H252ZM252 34H250V35H252ZM257 35H258V33H256ZM14 35H16V34H14ZM13 35V36H14ZM21 35V34H20ZM64 35L62 34V36L64 37ZM92 35H93V33L90 35L91 36V38H92ZM95 35V34H94ZM184 35V36H183ZM223 35V34H222ZM260 35V34H259ZM5 36V35H4ZM12 36V35H11ZM18 36V35H17ZM17 36H16V38H17ZM26 36H27V34H26ZM33 36V35H32ZM32 36H30V37H32ZM38 36V35H37ZM42 36V35H41ZM40 36V37H41ZM96 36V35H95ZM155 36V37H154ZM186 36V38H188V39H186V38H184ZM237 36H239V35H237ZM246 36H248V35H246ZM253 36V35H252ZM262 36V35H261ZM10 37V36H9ZM15 37V36H14ZM19 37V36H18ZM88 37H89V35H88ZM111 37V38H110ZM232 37V36H231ZM241 37V36H240ZM244 37V36H243ZM243 37L241 38V39H243ZM249 37V36H248ZM256 36H254L252 39H251V37H250V39H249V42L247 41V43H245L242 47H241V49H238V50H241V54H243V55H246V54H248V53H250V51H252V49H254V48H256V47H258V48H261L262 49V46L264 47V43H263V45L262 46H260L259 44L255 47L254 45H255V42H256V38H255ZM264 37V36H263ZM1 38V37H0ZM5 38V37H4ZM23 38V43H25L24 42V37H22ZM29 38V37H28ZM58 38V37H57ZM56 38V39H57ZM80 38H82L81 40H80ZM91 38H89V43H91V42H93L92 40L95 38L94 36H93V38H92V40H91V42H90V39ZM97 38V41H99V39H100V37H96ZM99 38V39H98ZM110 38V39H109ZM182 38L183 39H186L185 41L184 40H182ZM224 38V37H223ZM227 38V37H226ZM236 38V37H235ZM260 38V37H259ZM262 38V37H261ZM2 39H3V37H2ZM15 39V38H14ZM32 39V38H31ZM42 39V38H41ZM47 39V38H46ZM10 40V39H9ZM13 40V39H12ZM18 40V39H17ZM26 40V39H25ZM28 40H30V39H28ZM36 40V39H35ZM58 40H61V38L59 39H57V41ZM85 40H87L88 41V38L87 39H83V41H82V43H84V41ZM108 40H109V42H108ZM183 41V43L181 42H178V41ZM200 40H201V42L202 43H200ZM245 40H246V38H245ZM262 40V39H261ZM6 41H7V39H6ZM14 41V40H13ZM30 41H33V40H30ZM29 41V42H30ZM41 40H39V42H40ZM45 41H47V40H45ZM44 41V42H45ZM54 41V39L51 41V43ZM56 41V42H57ZM80 43H79V42ZM97 41H96V44L98 45V43H97ZM220 41H221V39H220ZM223 41V40H222ZM228 40H226V42H227ZM239 41V37H237L236 39H234L233 41H231L230 43H224V45L222 46L221 44V46H219V45H217V47H216V45L215 44H213L216 48H214L213 47V49H215L214 50V52H213V56L211 55L212 53V51L211 52H209L208 50H207V52L208 53H211V54H209L208 55V53L206 52V50H204L207 54L206 55H204L205 57V60H206V62L205 63H203L204 65H199L201 68H200V70H198V69H196V71L198 70L199 72H193L192 74H195V79H193L194 81H196V84L194 85V84H191L192 86L194 85L195 86V88H194V86H193V89H192V87H190L191 88V93H192V90H194L195 91V94L194 93H190L189 92V90H190V88H189V84L186 86V84H184L185 86L183 87V89L186 87H188L187 89H188V92L187 93H189V94H191V96L192 97H188V98H186L185 100H187L188 99V101L186 102V104H193L195 107L196 106H198V107H200V102H204V101H209L212 97V95H214L213 93L221 86V85H223L225 82H224V79H225V77H226V75L228 74V71H229V69H230V67H231V64H232V62H233V55H234V52H233V50L236 48V47H238L236 44H239L240 42H238ZM1 42H3V41H1ZM5 42V41H4ZM3 42V43H4ZM10 42V41H9ZM19 42H20V40H19ZM18 42V43H19ZM48 42H49V40H48ZM55 42V43H56ZM86 42V41H85ZM217 42H218V40H217ZM243 42V41H242ZM11 43V42H10ZM9 43V44H10ZM27 43V42H26ZM32 43V42H31ZM47 43V42H46ZM59 43V42H58ZM79 43V45H77ZM100 43H101V41H100ZM102 43H101V45H102ZM179 43L180 44H183V45H181L182 47H180L179 48ZM258 43V42H257ZM259 43H260V41H259ZM35 44V43H34ZM39 44V43H38ZM41 44V43H40ZM47 44H49V43H47ZM53 44V43H52ZM50 44V46H54L55 48H56V46L53 44ZM61 44H62V42H61ZM92 44V43H91ZM110 44V45H109ZM200 44H202V45H200ZM211 44V45H210ZM216 44H218V43H216ZM7 45H8V43H7ZM6 45V47H8ZM20 44H18V46H19ZM23 45V44H22ZM24 45H26V44H24ZM33 45V44H32ZM63 45V46H64ZM165 45H168V47L170 46L171 48H169V50L168 51H170V49L171 50H174V49H176L177 47H178V51H177V54L180 56L178 59H177V57L178 56H176V51L175 52H170L169 54L167 53V52H165V50L168 48H166L165 47ZM203 45V46H204ZM41 46H45V44H41L39 47H41ZM65 46H64V50H65ZM87 46V45H86ZM89 46V45H88ZM88 46H87V49H88ZM96 46V45H95ZM103 46V45H102ZM105 46V45H104ZM191 46V48H189V47ZM204 46V47H205ZM0 47H3V45H1ZM5 47V46H4ZM15 47V46H14ZM26 47V46H25ZM25 47H24V51H26V49H25ZM27 47H28V45H27ZM47 47H48V45H47ZM58 47H60V46H58ZM82 47V46H81ZM89 47H91V46H89ZM93 47V46H92ZM97 47V46H96ZM99 47V46H98ZM107 47V48H108ZM21 48H23V47H21ZM46 48V47H45ZM86 48V47H85ZM102 48V47H101ZM104 48V47H103ZM102 48V50H105L106 49V46H105V48L103 49ZM164 48H166L165 50H164ZM196 48H197V51L200 53V58L196 55V56H194V50H196ZM3 49V48H2ZM1 49V50H2ZM12 49V48H11ZM20 49V48H19ZM36 49V48H35ZM41 49V48H40ZM59 49V48H58ZM212 49V50H213ZM224 49H226L227 51V56H225V58L222 60V58H220V60H219V57H220V54H222V51H224ZM10 50V49H9ZM34 50V49H33ZM38 50H39V48H38ZM44 49H42L41 51H43ZM49 50H51L50 48H49ZM52 50H54L53 48H52ZM51 50V51H52ZM88 50H90V51H92L91 49H88ZM100 50V49H99ZM102 50H100V51H102ZM106 50V51H107ZM120 50H121V52H120ZM237 50V49H236ZM22 51V50H21ZM30 51V50H29ZM29 51H28V53H29ZM31 51H32V49H31ZM36 51V50H35ZM55 51V50H54ZM56 51H58V50H56ZM66 51H64V52H66ZM68 51V52H69ZM80 51V52H79ZM84 51V50H83ZM106 51H104V53H106ZM162 51H164L165 52V55H167V56H164V57H162V60H163V58H164V60H163V62H159L160 60V54H164V52H162ZM196 51V52H197ZM201 51V50H200ZM256 50L254 49V52H255ZM4 52H6V51H4ZM3 52V53H4ZM13 52V51H12ZM23 52V51H22ZM36 52H38V51H36ZM59 52V51H58ZM94 52V51H93ZM93 52H92V54H93ZM96 52V51H95ZM7 53V52H6ZM25 53V52H24ZM27 53V54H28ZM33 53V52H32ZM54 53V52H53ZM61 53V52H60ZM59 53V54H60ZM67 53V52H66ZM70 53V54H71ZM96 53H99V51L98 52H96ZM101 53V52H100ZM121 53V54H120ZM124 53V52H123ZM167 53V54H166ZM257 53V52H256ZM5 54V53H4ZM17 54H19V53H17ZM17 54L15 53V55L17 56ZM23 54V53H22ZM26 54V53H25ZM37 54V53H36ZM67 54H69V53H67ZM66 54V55H67ZM83 55V56H81L80 57V55ZM103 54V53H102ZM107 54H109V53H107ZM106 54V55H107ZM205 54V53H204ZM224 54V53H223ZM237 54V53H236ZM251 54V53H250ZM257 54H259V53H257ZM0 55H3V54H0ZM11 55V54H10ZM9 55V56H10ZM33 55V54H32ZM40 55V54H39ZM43 55V54H42ZM55 55V54H54ZM58 55V54H57ZM62 55H64V54H62ZM62 55L60 54L59 56H61V58H62ZM88 55V54H87ZM100 55V54H99ZM98 55V56H99ZM119 55H120V57H119ZM239 55V54H238ZM252 55V54H251ZM7 56H8V54H7ZM22 56V55H21ZM24 56V55H23ZM27 56V55H26ZM29 56V55H28ZM65 56V55H64ZM85 56V57H84ZM88 56H92L91 54L90 55H88ZM97 55L95 56L96 58L98 57ZM102 56V55H101ZM222 56V55H221ZM249 57H250V55H248ZM258 56V55H257ZM25 57V56H24ZM36 57H38V56H36ZM43 57V56H42ZM67 57V56H66ZM193 57H198V59H196L195 60V58H193ZM255 57H256V54H255ZM254 57V58H255ZM3 58V57H2ZM33 58V57H32ZM45 58V57H44ZM43 58V59H44ZM60 58V57H59ZM103 58H101V61L103 60ZM124 58H123V60H124ZM204 58L203 59H201V60H204ZM242 58V57H241ZM253 58V57H252ZM13 59V58H12ZM11 59V60H12ZM16 59H18V57L16 58ZM24 59V58H23ZM28 59V58H27ZM26 59V60H27ZM41 59V58H40ZM45 59H48L47 57L45 58ZM69 59V58H68ZM68 59H66V60H68ZM85 59V60H86ZM244 59V58H243ZM19 60V59H18ZM30 60H32V59H30ZM33 60H36L35 58L33 59ZM50 60V59H49ZM61 60V59H60ZM90 60H92V59H90ZM97 60H98V58H97ZM97 60H96V62H97ZM161 60V61H162ZM257 60V59H256ZM264 60V59H263ZM5 61H6V57H5ZM4 61V62H5ZM13 61V60H12ZM40 61V60H39ZM38 61V62H39ZM59 61V60H58ZM99 61V60H98ZM130 61V62H129ZM185 61V62H186ZM258 61V60H257ZM256 61V62H257ZM9 62H11L10 61V59H9ZM17 62V61H16ZM15 62V63H16ZM19 62V61H18ZM27 62H29V60L27 61ZM31 62V61H30ZM29 62V63H30ZM33 62V61H32ZM46 62V61H45ZM73 62H69V66H70V64H72ZM89 62V61H88ZM87 61H86V66H91L94 70L96 69V68H94L93 66L94 65H96V64H88L87 65V63H88ZM91 62H94V61H91ZM100 62V61H99ZM127 62H124V66H125V63H127ZM180 62V63H181ZM199 62V61H198ZM235 62V61H234ZM234 62H233V64H234ZM248 62V61H247ZM260 62V61H259ZM258 62V63H259ZM2 63V62H1ZM0 63V64H1ZM20 63V62H19ZM28 63V64H29ZM42 63H44L43 61H42ZM159 63V64H158ZM174 63H176V64H174ZM196 64H199V63H197V62H195ZM201 63V62H200ZM201 63V64H202ZM238 63V62H237ZM244 63V62H243ZM263 63H264V61H263ZM8 64V63H7ZM12 64V63H11ZM31 64V63H30ZM33 64V63H32ZM39 64H40V67H42V65H41V63L39 62ZM46 64V63H45ZM44 64V65H45ZM51 64H52V62H51ZM58 64H59V62H58ZM67 64H68V61H67ZM67 64L65 65L66 66V68H68L67 67ZM83 65L85 64V62L84 63H82ZM100 64V65H101ZM161 64V65H160ZM184 64V63H183ZM182 63H181V66L183 65ZM232 64V65H233ZM246 64V63H245ZM254 63H252L251 65V67H254V65H253ZM2 65H3V63H2ZM10 65V64H9ZM14 65V64H13ZM19 65V64H18ZM34 65V64H33ZM73 65V64H72ZM97 65H98V63H97ZM96 65V66H97ZM159 65H160V67H159ZM240 65V64H239ZM247 65V64H246ZM250 65V64H249ZM257 65H259V64H256V66ZM5 66H6V64H5ZM15 66V65H14ZM24 66H26L27 67V65H24ZM47 66L49 67V63H47ZM58 66V65H57ZM63 65H61L60 67H62ZM74 66V65H73ZM95 66V67H96ZM117 66H120V67H118L119 68V70H120V72L119 73H116V69H117ZM123 66V67H124ZM180 66V67H181ZM198 65H197V67H199ZM261 66H264L263 64L261 65ZM260 66V67H261ZM4 67V66H3ZM3 67H2V69H3ZM7 67H9V66H7ZM17 67V66H16ZM37 67H38V65H37ZM54 67V66H53ZM55 67H56V64H55ZM54 67V68H55ZM59 67V68H60ZM101 67V66H100ZM173 67V68H172ZM183 67H185V65L183 66ZM237 67V66H236ZM240 66H238V68H239ZM244 67V66H243ZM242 67V68H243ZM12 69H14L13 68V66L11 67ZM22 68V67H21ZM36 68V67H35ZM39 68V67H38ZM43 68V67H42ZM63 68H64V66H63ZM82 68H84L83 66H82ZM82 68H81V70L79 71L78 70V73L79 72H81V71H83L84 72V70H82ZM97 68H99L98 66H97ZM103 68V67H102ZM172 68V69H171ZM241 68V67H240ZM249 68V67H248ZM247 68V69H248ZM258 68V67H257ZM4 69H5V67H4ZM7 69V68H6ZM27 69V68H26ZM69 70H70V67L68 68ZM124 69V68H123ZM165 69V70H164ZM168 69V70H167ZM191 69H193V70H191ZM18 70V69H17ZM22 70V69H21ZM29 70H31V68L29 69L28 68V71ZM46 71L48 70V69H45ZM69 70H68V73L70 74V72L71 73H73V71H70L69 72ZM71 70H72V68H71ZM90 70V68L89 69H87V71H89ZM92 70V69H91ZM91 70H90V72H91ZM97 70V69H96ZM103 69H101V70H99L100 71V73L101 72H103L102 71ZM118 70V71H119ZM179 70H183V68H179ZM179 70H177L178 72H179ZM231 70V69H230ZM236 70V69H235ZM241 70V69H240ZM240 70H238V72L240 71ZM249 70H250V68H249ZM3 71V70H2ZM7 71V70H6ZM11 71V70H10ZM9 71V72H10ZM25 71V70H24ZM32 71V70H31ZM30 71V72H31ZM59 71V70H58ZM62 71V70H61ZM93 71V70H92ZM104 71V72H105ZM162 71V74L164 73ZM180 71V72H181ZM183 71H185V70H183ZM185 71V73H187ZM188 71V72H189ZM38 72V71H37ZM85 72H86V70H85ZM84 72V73H85ZM90 72H88V74L89 75H91L93 72H91V74H90ZM99 73L98 71H94V73ZM172 72H174V71H172ZM247 72V71H246ZM5 73V72H4ZM8 73V72H7ZM11 73V72H10ZM14 73V72H13ZM25 73V72H24ZM23 73V74H24ZM40 73V72H39ZM39 73H36V74H39ZM53 73V72H52ZM51 73V71H50V74H52ZM60 73V72H59ZM58 73V74H59ZM77 73V72H76ZM77 73V74H78ZM167 73V72H166ZM166 73H164V74H166ZM171 73V72H170ZM175 73H176V70H175ZM196 73H198V75L196 74ZM241 73V72H240ZM15 74V73H14ZM17 74V73H16ZM27 74V73H26ZM31 74V73H30ZM34 74V73H33ZM45 74V73H44ZM66 74H67V72H66ZM69 74H68V76H69ZM74 75H75V71H74V73H73ZM72 74V75H73ZM81 74V73H80ZM86 74H87V72H86ZM97 74H96V76H97ZM101 74H103V73H101ZM168 74V73H167ZM177 74V73H176ZM181 74V73H180ZM183 74V73H182ZM188 74V73H187ZM191 73L190 74H188V76H187V80L186 81H189V82H191L190 80H188V77L190 76H194V75H192ZM251 74V73H250ZM249 74V75H250ZM261 74H262V72H261ZM20 75V74H19ZM19 75H17V76H19ZM28 75V74H27ZM26 75V76H27ZM39 75H42V77H44V75L43 74H39ZM38 75V76H39ZM53 75V74H52ZM60 75H61V73H60ZM72 75H70V77L69 78H73L74 76H72ZM83 75V74H82ZM172 75H173V73H172ZM243 75V74H242ZM245 75V74H244ZM252 75V74H251ZM259 75V74H258ZM36 76V75H35ZM56 76V75H55ZM65 76H67V75H65ZM85 74L82 76V78L79 80V88H78V86H77V88L78 89H75L74 91H73V89L76 87V85L78 84V80L76 79V78H73V80H71L70 79V82L71 81H73L74 82V79H76L77 80V82H74V83H76L75 84V86L73 85V84H71V85H73L74 86V88L72 89V91H71V88H70V94H67V96H66V93L68 92L67 91V89H66V87H63L62 89L64 90V88H65V90L67 91H65L64 93H62L61 91V88H60V92L62 93V95L61 96H66V97H68V95H70V97L73 99V98H75V102H73L72 100H71V103H72V105L71 104H68L70 101H68L67 102V100H70V99H67L66 97V102H67V104L68 105H71V106H73V109H72V107H71V109H70V113H74V116H73V114H72V119H73V121H71L72 123H74L73 125L75 126L74 128H78V129H83L84 130V123H86V120H90L91 119V115H92V112L90 111V109L89 108H87V106H89V96H90V92H91V87L93 86L94 87V83H90V82H92V79H91V77L93 76H95L94 74H92L90 77H87V76H85ZM95 76V77H96ZM103 76V75H102ZM165 76V75H164ZM163 76V77H164ZM175 76V77H174ZM172 78L173 79H177L176 78V75H174ZM177 76H180V75H178L177 74ZM184 76V74L183 75H181V77H179V78H182ZM197 76V77H196ZM253 76H254V74H253ZM12 77V76H11ZM15 77V76H14ZM13 77V78H14ZM21 77V76H20ZM37 77V76H36ZM41 77V76H40ZM39 77V78H40ZM62 77V76H61ZM95 77H94V79H95ZM99 77V76H98ZM110 78L111 79V81L113 80V81H115L114 80V78ZM118 77V76H117ZM122 77V76H121ZM122 77V78H123ZM133 77V81H130V79ZM161 77V78H160ZM241 77H244V76H241ZM7 78H8V76H7ZM6 78V79H7ZM15 78H17V77H15ZM53 78H54V76H53ZM68 78V79H69ZM79 78H80V75H79ZM87 78H90V79H88L87 80ZM165 78V77H164ZM169 78H170V76H169ZM168 77H167V79H169ZM178 78V79H179ZM207 78H209V81L210 82H208V84L206 83V81H205V84H207L206 86H202V83H203V81L204 80H206ZM231 78H232V76H231ZM238 78H239V76H238ZM252 78H254V77H252ZM10 79V78H9ZM8 79V80H9ZM18 79V78H17ZM27 79V78H26ZM36 79V78H35ZM41 80L43 79V78H40ZM59 79H60V77H59ZM97 79V78H96ZM98 79H101V78H98ZM97 79V80H98ZM103 79V80H104ZM110 79H108V80H110ZM118 79V78H117ZM163 79V78H162ZM171 79V78H170ZM184 79V78H183ZM183 79H180V81L182 80V82H183ZM190 79V78H189ZM260 79V78H259ZM262 79H264V78H262ZM13 80V79H12ZM22 80V79H21ZM28 80V79H27ZM37 80H39V79H36V80H34L35 82L37 81ZM45 79H43L42 81H44ZM47 80V79H46ZM52 80V79H51ZM63 80V79H62ZM66 80H67V78H66ZM75 80V81H76ZM90 80V81H89ZM228 80V79H227ZM240 80V79H239ZM246 80H248V79H246ZM246 80H244V81H246ZM253 80V79H252ZM3 81V80H2ZM10 81V80H9ZM15 81V80H14ZM19 81V80H18ZM32 81V80H31ZM30 81V82H31ZM40 81V80H39ZM100 81V80H99ZM98 81V82H99ZM105 81H107V80H104V82ZM111 81L109 82L108 81V83L107 84H109V83H111ZM119 81V80H118ZM168 81V80H167ZM179 81V80H178ZM229 81V80H228ZM237 81H238V79H237ZM25 82V81H24ZM34 82V83H35ZM46 82V81H45ZM45 82H43L44 83V85H47V83L45 84ZM53 82V81H52ZM59 82H60V80H59ZM73 82H71V83H73ZM95 82V81H94ZM103 82V83H104ZM166 81H164L163 80V85H164V83H165ZM176 82V81H175ZM227 82V81H226ZM243 82V81H242ZM247 82V81H246ZM250 82V81H249ZM253 82V81H252ZM251 82V83H252ZM255 82V81H254ZM261 82V81H260ZM262 82H263V80H262ZM27 83V82H26ZM32 83V82H31ZM34 83H32V86H33V84ZM39 83V82H38ZM60 83H62V82H60ZM91 85H90V84ZM96 83V82H95ZM122 83H120L121 85H122ZM187 83V82H186ZM193 83H195V82H193ZM229 83H232L231 81L229 82ZM1 84V83H0ZM12 84V83H11ZM23 84V83H22ZM21 84V85H22ZM70 84V83H69ZM69 84H67V86L69 85ZM93 84V85H92ZM106 84V85H107ZM115 84V83H114ZM169 84V83H168ZM172 84V83H171ZM177 84V83H176ZM180 84V83H179ZM236 84V83H235ZM241 84V83H240ZM239 84V85H240ZM246 84V83H245ZM248 84V83H247ZM253 84V83H252ZM256 84V83H255ZM5 85H6V83H5ZM19 85V84H18ZM26 85H29V84H26ZM25 85V86H26ZM42 85V84H41ZM42 86V87H45V86ZM59 85V84H58ZM61 85V84H60ZM59 85V86H60ZM104 85V84H103ZM103 85H101V86H103ZM166 85H167V83H166ZM190 85V86H191ZM232 85L233 84H231V87H232ZM238 85V84H237ZM243 85V84H242ZM3 86V85H2ZM13 86H14V83H13ZM16 86V85H15ZM20 86V85H19ZM34 86H35V84H34ZM37 86V85H36ZM36 86L35 87H33V90H34V88H36ZM51 86V85H50ZM53 86V85H52ZM58 86V87H59ZM89 86H91V87H89ZM98 86V85H97ZM96 86V87H97ZM100 86V85H99ZM98 86V87H99ZM108 86V85H107ZM110 86H111V84H110ZM169 86V85H168ZM175 86V85H174ZM178 86V85H177ZM230 86V85H229ZM252 86V85H251ZM17 87V86H16ZM15 87V88H16ZM22 87V86H21ZM27 87V86H26ZM29 87V86H28ZM55 87V86H54ZM69 87H71V86H69ZM97 87V88H98ZM103 87H106V86H103ZM120 87V86H119ZM167 87V86H166ZM242 87V86H241ZM247 87V86H246ZM257 87V86H256ZM258 87H260L259 85H258ZM257 87V88H258ZM263 87H264V85H263ZM1 88V87H0ZM5 88H7V87H5ZM9 88V87H8ZM30 89L29 90H31V86L29 87ZM41 88V87H40ZM39 88V89H40ZM47 88H50V87H48V85L45 87V89H47ZM68 88V87H67ZM96 88V89H97ZM102 88V87H101ZM116 88H117V86H116ZM163 88H164V86H163ZM168 88H170V87H168ZM181 88V87H180ZM185 88V90L187 91V89ZM21 89V88H20ZM37 89V88H36ZM39 89H37V90H39ZM41 89H43V88H41ZM40 89V90H41ZM56 89H57V86H56ZM55 89V90H56ZM93 89V88H92ZM167 89V88H166ZM172 89H173V87H172ZM176 89V88H175ZM179 88L177 87V90H178ZM229 89V88H228ZM247 89V88H246ZM253 89H254V87H253ZM0 90H2V89H0ZM10 90V89H9ZM17 90V89H16ZM24 90V89H23ZM28 90V92L30 93L31 91H32V94H33V90H31V91H29ZM39 90V91H40ZM59 90V89H58ZM58 90H56V91H53V92H55V93H52V96H50L51 98V102H49V103H51L52 104V107H51V104H50V107H51V110L53 109V113H51L52 115L54 114V118H55V121H54V123L56 124V127H57V129H55L56 127L53 125L52 127H55L54 129H55V133L56 132H58L57 130H59L58 128H60V126L63 124L64 125V123H66L67 121H66V115L63 117V115L64 114H62L63 112H62V106L60 105V101H61V99H59V94L58 93H60V92H58V93H56ZM107 90V89H106ZM109 90H110V88H109ZM117 90V89H116ZM170 91H171V89H169ZM181 90H182V88H181ZM234 90V89H233ZM248 90H250V87H249V89ZM260 90V89H259ZM36 91V90H35ZM52 91H50V93L52 92ZM125 91V90H124ZM165 91V90H164ZM163 91V92H164ZM168 91V90H167ZM170 91H169V93L168 94H170ZM183 91V90H182ZM186 91H184L185 93H186ZM247 91V90H246ZM246 91H244V92H246ZM251 91V90H250ZM254 91V90H253ZM256 91V90H255ZM254 91V92H255ZM1 92V91H0ZM15 92V91H14ZM27 92V94H28V96H29V93ZM40 92H43V91H40ZM40 92H39V94H40ZM107 92H108V90H107ZM111 92H113V91H111ZM120 92H122V91H120ZM125 92V93H126ZM180 92V91H179ZM178 92V93H179ZM222 92V91H221ZM225 92V91H224ZM236 92V91H235ZM234 92V93H235ZM8 93V92H7ZM18 93H19V91H18ZM45 93H47V92H45ZM115 93V92H114ZM117 93V92H116ZM185 93H183V94H185ZM219 93V92H218ZM228 93V92H227ZM232 93V92H231ZM234 93H232L233 94V96H234ZM241 93V92H240ZM243 93V92H242ZM247 93H249V92H247ZM259 93V92H258ZM261 93H262V95L264 94L262 91H261ZM20 95H21V93H19ZM64 94V95H63ZM99 94V93H98ZM171 94H173V92L171 93ZM170 94V95H171ZM189 94H186L185 96H189ZM217 94V93H216ZM225 94V93H224ZM224 94H223V96H224ZM231 94V95H232ZM238 94V93H237ZM237 94H235V95H237ZM255 94V93H254ZM260 94V93H259ZM13 95V94H12ZM15 95V94H14ZM14 95H13V97H14ZM36 95V94H35ZM45 95V94H44ZM44 95H43V97H44ZM49 95V94H48ZM48 95H47V97H48ZM93 95V94H92ZM111 95V94H110ZM239 95V94H238ZM257 95V94H256ZM41 96H42V94H41ZM96 96H98V95H96ZM100 96V95H99ZM118 96V95H117ZM169 98H171L169 95H167ZM180 96H182V94L180 95ZM184 96V97H185ZM222 96V97H223ZM240 96V95H239ZM241 96H242V94H241ZM245 96H247V95H245ZM18 97V96H17ZM22 97V96H21ZM31 97V96H30ZM39 97V96H38ZM130 97H131V99H130ZM167 97V98H168ZM211 97V98H210ZM217 97V96H216ZM219 97V96H218ZM221 97V98H222ZM252 97V96H251ZM256 97H258V95L256 96ZM261 97V96H260ZM24 99H25V97H23ZM27 98V97H26ZM46 98V97H45ZM44 98V99H45ZM61 98V97H60ZM95 98V97H94ZM99 98V97H98ZM101 98H102V96H101ZM121 98V97H120ZM167 98L165 99L166 101H169V100H167ZM189 98H191L190 100H189ZM210 98V99H209ZM215 98V97H214ZM220 98V100H222ZM227 98V97H226ZM232 98V97H231ZM240 98V97H239ZM3 99H5V98H3ZM21 99V98H20ZM31 99V98H30ZM33 99H34V97H33ZM47 99H49V98H47ZM49 99V100H50ZM62 99H63V97H62ZM118 99V98H117ZM173 99V98H172ZM171 99V100H172ZM213 99V98H212ZM251 98L249 97V100H250ZM257 99V98H256ZM262 99V98H261ZM29 100V99H28ZM28 100H27V102H28ZM60 100V101H59ZM99 100V99H98ZM120 101H121V99H119ZM174 100V99H173ZM220 100H218V99H215L214 101H217V102H220ZM223 100H225V98L223 99ZM230 100V99H229ZM237 100V99H236ZM243 100V99H242ZM18 101V100H17ZM21 101V100H20ZM26 101V100H25ZM35 101V100H34ZM48 101V100H47ZM46 101V102H47ZM257 101V100H256ZM259 101H260V99H259ZM262 101H264V100H262ZM3 102V101H2ZM26 102V103H27ZM62 102H63V100H62ZM98 102V101H97ZM100 102V101H99ZM185 102H184V104H185ZM213 102V101H212ZM216 102V103H217ZM222 103L220 104V105H222L223 104V101H221ZM228 102H230V101H228ZM232 102V101H231ZM230 102V103H231ZM234 102V101H233ZM238 102V101H237ZM11 103V102H10ZM31 103V102H30ZM48 103V102H47ZM64 103V102H63ZM118 103V102H117ZM120 103V102H119ZM175 103V102H174ZM179 103V102H178ZM199 103V105H197ZM207 103V102H206ZM209 103V102H208ZM225 103V102H224ZM236 103V102H235ZM246 103V102H245ZM255 103V102H254ZM8 104V103H7ZM19 104V103H18ZM46 104V103H45ZM62 104V103H61ZM65 104V103H64ZM88 104V105H87ZM94 104V103H93ZM166 104H169V103H166ZM211 104V103H210ZM237 104V103H236ZM258 104H259V102H258ZM1 105V104H0ZM30 105H32V104H30ZM29 104H28V106H30ZM49 105V104H48ZM68 105H67V107H68ZM100 105V104H99ZM121 105H123V104H121ZM163 105H164V103H163ZM181 105V104H180ZM180 105L178 104V106L180 107ZM193 105L192 106H188V107H193ZM224 106H225V104H223ZM222 105V106H223ZM229 105V104H228ZM2 106V105H1ZM4 106V105H3ZM6 107H7V105H5ZM4 106V107H5ZM64 106V105H63ZM93 106V105H92ZM101 106V105H100ZM99 106V107H100ZM168 106V105H167ZM167 106L165 107V108H167ZM182 106V105H181ZM186 106V105H185ZM206 107H207V105H205ZM214 106V104H212V106L211 107H213ZM231 106V105H230ZM234 106V105H233ZM242 106V105H241ZM241 106L239 107V105H238V107L239 108H241ZM252 106H254V105H252ZM259 106V105H258ZM5 107V108H6ZM34 107V106H33ZM38 107V106H37ZM60 107H61V110H60ZM70 107H68V108H70ZM89 107H91V106H89ZM116 107L114 108L115 109V111H116ZM161 107H159V108H161ZM170 107H172L171 105H170ZM170 107H169V109H170ZM202 107V106H201ZM210 107V108H211ZM229 107V106H228ZM232 107V106H231ZM237 106H235V108H236ZM3 108V107H2ZM1 108V109H2ZM29 108V107H28ZM35 108V107H34ZM33 108V109H34ZM64 108H65V110H66V107L64 106ZM68 108H67V110H68ZM107 108V107H106ZM124 108V107H123ZM164 108V109H165ZM183 108V107H182ZM203 108V107H202ZM209 108V109H210ZM216 108V107H215ZM223 108V107H222ZM254 108H255V110H253L252 111V114H253V112L254 111H256V107L254 106ZM10 109V108H9ZM15 109H17V108H15ZM31 109V108H30ZM36 109V108H35ZM34 109V110H35ZM48 109V108H47ZM94 109V108H93ZM105 109V108H104ZM152 109V110H151ZM154 109V110H153ZM162 109H163V107H162ZM163 109V110H164ZM168 109V108H167ZM179 109V108H178ZM177 109V110H178ZM193 109H194V107H193ZM192 108L190 109V110H193ZM199 109V108H198ZM201 109V108H200ZM203 109H205V108H203ZM206 109H208V108H206ZM213 109V108H212ZM218 109H221V107L219 106V108ZM229 109V108H228ZM232 109V108H231ZM233 109H234V107H233ZM243 109H244V107H243ZM243 109H239V110H243ZM245 109H247L246 108V105H245ZM250 109H252V107L250 108ZM4 110V109H3ZM20 110V109H19ZM18 110V111H19ZM32 110V109H31ZM40 110V109H39ZM49 110H50V108H49ZM71 110H73V111H71ZM92 110V109H91ZM106 110V109H105ZM111 110V109H110ZM195 110H197V109H195ZM194 110V111H195ZM214 110V109H213ZM227 110V109H226ZM238 110V109H237ZM239 110H238V112L237 113H239ZM12 112H13V110H11ZM108 111V110H107ZM152 111H153V113H152ZM180 111V110H179ZM179 111H178V113H179ZM183 111V110H182ZM207 111H209V110H207ZM218 111V110H217ZM232 111H234V110H232ZM5 112V111H4ZM14 112L15 113H17L15 110H14ZM23 112V111H22ZM45 112H47V111H45ZM52 112V111H51ZM67 112H69V110L67 111ZM97 112H101V111H98L97 110ZM106 112V111H105ZM111 112V111H110ZM162 112H165V111H162ZM162 112L160 113L161 115H162ZM166 112H167V110H166ZM184 112V111H183ZM186 112V111H185ZM191 112H193V111H191ZM200 112V111H199ZM210 112V111H209ZM208 112V113H209ZM212 112V111H211ZM213 112H215V111H213ZM219 112V111H218ZM217 112V113H218ZM223 112V111H222ZM226 112V111H225ZM246 112H248V111H246ZM8 113V112H7ZM6 113V114H7ZM9 113H11V112H9ZM19 113V112H18ZM34 113V112H33ZM49 113H50V111H49ZM103 113V112H102ZM101 113V114H102ZM114 113V112H113ZM116 113V112H115ZM115 113L113 114V116H116L115 115ZM141 113H143V114H145V116H143V117H145V118H150L148 121L150 122V120L152 121V128L154 129V132L156 133V131L159 133H161V135H160V139L159 140H155V142L156 141H158V144L156 145V147H154V145L152 144V141L150 140V137H149V140L151 141V145H150V147H151V151H152V145H153V149H154V151H152V155L151 156H149L148 155V158H147V156H146V160L144 161L143 159H145V156H144V158H142L141 159V157L143 156V154H144V151L143 150H141V146L144 144V147L142 148V149H144L145 148V146H148L147 145V143H149V140L146 138V136H147V130L151 127V124L145 119V118H143V117H141L142 119H144L145 120V123L147 124V122H148V124H149V126H148V129H147V127H145V126H142V124L144 123H139L140 125H138V123L137 122H140V121H136V120H141L142 121V119L141 118H138V119H135L136 117H138V114H139V117L142 115ZM182 113V112H181ZM195 113V112H194ZM194 113H191V114H193V116H194ZM198 113V112H197ZM220 113V112H219ZM232 113V112H231ZM236 113V114H237ZM2 114V113H1ZM13 114V113H12ZM35 114H36V111H35ZM66 114V113H65ZM100 114V113H99ZM104 114V113H103ZM102 114V115H103ZM108 114V113H107ZM112 114V113H111ZM111 114H109V115H111ZM165 114V113H164ZM163 114V115H164ZM165 114V115H166ZM184 114V113H183ZM190 114V113H189ZM202 114H203V112H202ZM204 114H205V112H204ZM221 114H223V113H221ZM230 114V113H229ZM241 114H242V111H241ZM241 114H239L240 116H241ZM245 114V113H244ZM243 114V115H244ZM9 115V114H8ZM14 115V114H13ZM49 115V114H48ZM96 115V114H95ZM98 115V114H97ZM96 115V116H97ZM165 115H164V118H166L165 117ZM185 115V114H184ZM199 115V114H198ZM208 115H210V114H208ZM213 115V114H212ZM212 115H211V117H212ZM220 115V114H219ZM246 115V114H245ZM244 115V116H245ZM3 116L5 117V115L3 114ZM2 116V117H3ZM7 116V115H6ZM21 116V115H20ZM23 116V115H22ZM36 116H39L38 114L36 115ZM41 116V115H40ZM39 116V117H40ZM157 116V115H156ZM196 116V115H195ZM204 116V115H203ZM206 116V115H205ZM204 116V117H205ZM224 116V115H223ZM229 116H231V115H229ZM14 117V116H13ZM16 117V116H15ZM24 117V119L26 118L25 117V115L23 116ZM44 117V116H43ZM48 117V116H47ZM49 117H51L52 118V116H50L49 115ZM48 117V119L47 120H50V118ZM105 117H107L106 115H105ZM112 117V116H111ZM185 117V116H184ZM187 117H188V113H187ZM197 117V116H196ZM195 117V118H196ZM209 117V116H208ZM211 117H210V119H211ZM220 117H221V115H220ZM233 117V116H232ZM235 117V116H234ZM243 117V116H242ZM255 117H256V115H255ZM38 118V117H37ZM40 118H42V117H40ZM102 118H104V117H102ZM110 118V117H109ZM162 120H161V119ZM186 118V117H185ZM191 118V117H190ZM203 118V117H202ZM222 118V117H221ZM10 119V118H9ZM16 119V118H15ZM36 119V117L34 118V120ZM94 119V118H93ZM116 119V118H115ZM176 119H178V118H176ZM180 119H182V118H180ZM184 119V118H183ZM182 119V120H183ZM199 119V118H198ZM206 119V118H205ZM220 119V118H219ZM219 119H218V121H219ZM230 119V118H229ZM237 119V118H236ZM235 119V120H236ZM27 120V119H26ZM26 120H25V122H26ZM39 120V119H38ZM70 120V119H69ZM100 120V119H99ZM113 120V119H112ZM119 119H118V117H117V121H118ZM143 120V121H144ZM165 120V121H164ZM186 121H187V119H185ZM184 120V121H185ZM189 120H192V119H189ZM197 120V119H196ZM195 120V121H196ZM233 120V119H232ZM5 121H7V120H5ZM28 121V120H27ZM217 121V120H216ZM217 121V122H218ZM1 122L2 121H0V127L2 126L1 125ZM4 122V121H3ZM12 122H13V120H12ZM22 122H24V121H22ZM30 122V121H29ZM36 122H37V119H36ZM95 122V121H94ZM111 122V121H110ZM114 122V121H113ZM181 122V121H180ZM200 122V121H199ZM213 122V121H212ZM236 122V121H235ZM251 122V121H250ZM6 123V122H5ZM16 123V122H15ZM21 123V122H20ZM49 123V121H47L46 122V124L44 123V125H47ZM51 123H53L52 121H51ZM69 123V122H68ZM68 123H67V125H68ZM89 122L87 121V124H88ZM98 123V122H97ZM117 123H119V122H117ZM116 122H115V124L116 125H120V123L119 124H117ZM144 123V124H145ZM187 123V122H186ZM247 123H248V121H247ZM7 124V123H6ZM39 124H41V123H39ZM43 124V123H42ZM90 124H91V122H90ZM93 124V123H92ZM101 124V123H100ZM123 124H121L122 126H123ZM180 124H182V123H180ZM194 124V123H193ZM234 124V123H233ZM13 125V124H12ZM17 125V124H16ZM31 125V124H30ZM32 125H33V123H32ZM48 125H52V124H48ZM93 125H96V124H93ZM93 125H92V127H93ZM120 125V126H121ZM172 125H174L173 127H172ZM185 125V124H184ZM187 125H189V124H187ZM191 125V124H190ZM189 125V126H190ZM195 125V124H194ZM205 125V124H204ZM19 126V125H18ZM17 126V127H18ZM22 126V125H21ZM24 126H25V124H24ZM43 126V125H42ZM70 126H72L71 125V123H70ZM89 126V125H88ZM196 126V125H195ZM198 126V125H197ZM202 126V125H201ZM3 127V126H2ZM12 127V126H11ZM23 127V126H22ZM26 127H27V125H26ZM25 127V129H27ZM37 127V126H36ZM36 127H35V129H36ZM47 127H49V126H47ZM62 127V126H61ZM65 127V126H64ZM92 127H90V128H92ZM98 127V126H97ZM118 127V126H117ZM172 127V128H171ZM183 127V126H182ZM198 127H200V126H198ZM197 127V128H198ZM15 128V127H14ZM31 128V127H30ZM33 128V127H32ZM44 128V127H43ZM89 128V129H90ZM96 127H94V129H95ZM108 128V127H107ZM119 128V127H118ZM143 128H146L147 130H143ZM179 128V127H178ZM184 128V127H183ZM195 128V127H194ZM193 128V129H194ZM232 128V127H231ZM1 129V128H0ZM6 129V128H5ZM9 129V128H8ZM19 129V128H18ZM34 129V130H35ZM37 129H38V127H37ZM42 129V128H41ZM47 129V128H46ZM61 129L62 128H60V130H59V132L61 131ZM67 129V128H66ZM71 129V128H70ZM86 129L88 130V128L86 127ZM175 129V128H174ZM177 129V128H176ZM171 130V132L172 131H177V130ZM192 129V128H191ZM11 130V129H10ZM9 130V131H10ZM12 130H14V129H12ZM20 130V129H19ZM39 130H40V128H39ZM49 130V129H48ZM48 130H46L47 132H48ZM51 131H52V129H50ZM63 130V129H62ZM92 131H93V133H95L96 132V130L94 131L93 130V128L91 129ZM104 130V129H103ZM105 130H106V128H105ZM122 130H120V129H118V131H120L121 133L123 132ZM126 130V131H125ZM181 130V129H180ZM196 130V129H195ZM198 130V129H197ZM201 130V129H200ZM199 130V131H200ZM209 130V129H208ZM4 131V130H3ZM30 131V130H29ZM44 131H45V129H44ZM51 131H49V135L51 134L52 135V132ZM54 131V130H53ZM66 131V130H65ZM72 131H74L73 130V127H72ZM85 131V130H84ZM83 131V132H84ZM110 131V130H109ZM117 131V130H116ZM150 132H153V130L150 128V130H149ZM187 131V130H186ZM203 131H204V129H203ZM2 131L0 130V133H1ZM5 132H7V131H5ZM16 132H17V130H16ZM25 132V131H24ZM41 132H43L42 130H41ZM40 132V133H41ZM68 132H69V130H68ZM78 132V131H77ZM90 131H88L87 133H89ZM100 132V131H99ZM106 132H108V130L106 131ZM171 132H170V134H171ZM189 132V131H188ZM194 132V131H193ZM196 132V131H195ZM206 132V131H205ZM9 133V132H8ZM15 133V132H14ZM21 133V132H20ZM44 133V132H43ZM63 133V132H62ZM72 133V132H71ZM93 133H91L92 135H94ZM105 133V132H104ZM120 133V135H123L124 136V133H122L121 134ZM159 133V134H160ZM172 133H174V132H172ZM176 133V132H175ZM175 133H174V135H175ZM201 133H202V131H201ZM200 133V134H201ZM225 133V132H224ZM31 134V133H30ZM35 134H36V132H35ZM38 134V133H37ZM47 134V133H46ZM58 134V133H57ZM57 134H54L55 136L57 135ZM61 134V133H60ZM60 134H58V135H60ZM69 134V133H68ZM73 134V133H72ZM82 134V133H81ZM81 134H80V136H81ZM149 134V133H148ZM150 134H154V133H150ZM179 134H181V133H179ZM198 134H199V132H198ZM199 134V135H200ZM204 134V133H203ZM203 134H201V135H203ZM206 134V133H205ZM10 135V134H9ZM12 135H14L13 134V132H12ZM17 135V134H16ZM23 135H24V133H23ZM44 135H45V133H44ZM48 135V134H47ZM53 135V136H54ZM63 135L64 134H62V137H63ZM66 135H67V132H66ZM87 135V134H86ZM95 135H96V133H95ZM94 135V136H95ZM120 135H118L119 137H120ZM158 135V134H157ZM172 135V134H171ZM171 135H169L170 137H171ZM177 135V134H176ZM188 135H189V133H188ZM191 135V134H190ZM193 135H194V133H193ZM192 135V136H193ZM6 136V135H5ZM18 136V135H17ZM21 136H22V134H21ZM31 136V135H30ZM33 136H34V133H33ZM40 136V135H39ZM43 136V135H42ZM54 136V137H55ZM61 136V135H60ZM73 136V135H72ZM92 137V138H95V137ZM126 136V135H125ZM124 136V137H125ZM149 136H151V135H149ZM154 136V135H153ZM173 136V135H172ZM179 136V135H178ZM186 136V135H185ZM223 136V135H222ZM252 136V135H251ZM15 137V136H14ZM23 137V136H22ZM26 137V136H25ZM38 137V136H37ZM66 137H68V136H66ZM91 137V136H90ZM100 137V136H99ZM109 137H111V136H109ZM127 137V136H126ZM148 137V136H147ZM155 137H157V136H155ZM169 137V138H170ZM198 137V136H197ZM221 137V136H220ZM219 137V138H220ZM226 137V136H225ZM7 138H9V137H7ZM27 138V137H26ZM30 138V137H29ZM45 138V137H44ZM59 138V137H58ZM86 138H88V136L86 137ZM152 138V137H151ZM154 138V137H153ZM159 138V137H158ZM168 138V137H167ZM167 138L165 139V140H167ZM169 138H168V140H169ZM180 138V137H179ZM178 138V139H179ZM182 138V137H181ZM186 138V137H185ZM200 138V137H199ZM223 138V137H222ZM15 139V138H14ZM42 139H43V137H42ZM71 139V138H70ZM91 139V138H90ZM89 139V140H90ZM125 139V138H124ZM171 139V138H170ZM177 139V138H176ZM228 139H229V137H228ZM263 139V138H262ZM2 140V139H1ZM13 140V139H12ZM18 140V139H17ZM30 140V139H29ZM28 140V141H29ZM34 140V139H33ZM37 140V139H36ZM46 140V139H45ZM50 140V139H49ZM48 140V141H49ZM61 140V139H60ZM105 140V139H104ZM122 140V139H121ZM126 140V139H125ZM174 140V139H173ZM172 140V141H173ZM197 140V139H196ZM226 140H227V138H226ZM257 140V139H256ZM10 141V140H9ZM25 141H26V139H25ZM35 141V140H34ZM38 141V140H37ZM61 141H63V140H61ZM73 141V140H72ZM74 141H76V140H74ZM77 141H78V139H77ZM96 141V140H95ZM198 141H199V139H198ZM230 141V140H229ZM262 141V140H261ZM11 142V141H10ZM14 142V141H13ZM18 142V141H17ZM16 142V143H17ZM24 142V141H23ZM31 142V141H30ZM41 142V141H40ZM39 142V143H40ZM55 142V141H54ZM53 142V143H54ZM66 142H68V141H66ZM71 142V141H70ZM98 142H99V140H98ZM102 142V141H101ZM105 142V141H104ZM116 142V141H115ZM119 142V141H118ZM123 142H126V141H123ZM177 142V141H176ZM221 142V141H220ZM225 142V141H224ZM255 142H257V141H255ZM263 142H264V139H263ZM19 143H20V141H19ZM22 143V142H21ZM27 142H25L24 144H26ZM35 143V142H34ZM77 143V142H76ZM88 143H90V142H88ZM87 143V144H88ZM110 143H111V141H110ZM154 143V142H153ZM164 143H165V141H164ZM169 143V142H168ZM173 143V142H172ZM177 143H179L180 144V142L178 141ZM15 144V143H14ZM30 144V143H29ZM43 144V143H42ZM92 144V143H91ZM91 144H90V146L89 147H91ZM102 144V143H101ZM124 144H126V143H124ZM123 144V145H124ZM146 144V145H145ZM165 144H167V143H165ZM223 144V143H222ZM226 144V143H225ZM10 145V144H9ZM13 145V144H12ZM11 145V146H12ZM16 145V144H15ZM18 145V144H17ZM30 145H32V144H30ZM44 145V144H43ZM42 145V146H43ZM50 145H51V143H50ZM95 145V144H94ZM100 145V144H99ZM112 145V144H111ZM114 145H115V143H114ZM170 145V144H169ZM175 145H177V144H175ZM224 145V144H223ZM252 145V144H251ZM263 145V144H262ZM261 145V149H262V146ZM1 146H2V148H3V144H1ZM4 146H5V144H4ZM22 146H24V145H21V147ZM32 146H34V145H32ZM47 146H48V144H47ZM72 146V145H71ZM73 146H74V144H73ZM13 147H15V146H13ZM31 147V146H30ZM44 147H46V145L44 146ZM49 147V146H48ZM149 147V146H148ZM150 147L149 148H147L146 150L148 151L149 149H150ZM158 147L160 148V149H158ZM1 148V149H2ZM11 148V147H10ZM26 148V147H25ZM33 148V147H32ZM47 148V147H46ZM51 148V147H50ZM55 148V147H54ZM53 148V149H54ZM96 148V147H95ZM123 148V147H122ZM192 148V147H191ZM254 148V147H253ZM253 148H251V149H253ZM5 149V148H4ZM17 149V148H16ZM21 149H23V148H21ZM20 149V150H21ZM37 149V148H36ZM41 149V148H40ZM52 149V150H53ZM71 149H73V148H71ZM76 149V148H75ZM92 149H93V147H92ZM118 149H120V148H118ZM131 149H133V150H131ZM172 149V148H171ZM184 149V148H183ZM193 149V148H192ZM260 149V150H261ZM264 149V148H263ZM13 150V149H12ZM11 150V151H12ZM15 150V149H14ZM19 150V151H20ZM24 150L25 149H23V152H24ZM28 150V149H27ZM43 150V149H42ZM79 150V149H78ZM90 149H88V151H89ZM100 150V149H99ZM102 150V149H101ZM145 150V149H144ZM145 150V151H146ZM249 150H250V148H249ZM5 151V150H4ZM61 151V150H60ZM92 151V150H91ZM142 151H143V153H142ZM167 151V150H166ZM187 151V150H186ZM211 151V150H210ZM248 151V150H247ZM253 151V150H252ZM1 152V151H0ZM6 152V151H5ZM22 152V151H21ZM29 152V151H28ZM78 152V151H77ZM84 152V151H83ZM95 152V151H94ZM94 152H92L93 154H94ZM97 152V151H96ZM95 152V153H96ZM104 152V151H103ZM102 152V153H103ZM106 152V151H105ZM104 152V153H105ZM165 152V151H164ZM182 152H184V150L182 151ZM194 152V151H193ZM204 152V151H203ZM207 152V150H205V153ZM254 152V151H253ZM252 152V153H253ZM256 152V151H255ZM264 152V151H263ZM3 154H4V152H2ZM15 153V152H14ZM13 153V154H14ZM19 152H17L16 154H18ZM45 153V152H44ZM43 153V154H44ZM86 153V152H85ZM101 153V154H102ZM118 153V152H117ZM159 153V152H158ZM198 153V152H197ZM202 153V152H201ZM208 153V152H207ZM211 153V152H210ZM209 153V154H210ZM213 153V152H212ZM257 153H260L259 151L257 152ZM11 154V153H10ZM15 154V155H16ZM20 154V153H19ZM26 154H28V153H26ZM57 154V153H56ZM81 154V153H80ZM87 154V153H86ZM91 154V153H90ZM115 154V153H114ZM147 154V153H146ZM184 154V153H183ZM182 154V155H183ZM188 154V153H187ZM192 154V153H191ZM244 154V153H243ZM245 154H246V151H245ZM247 154H249V152L247 153ZM251 154V153H250ZM23 155H25V154H23ZM36 155V154H35ZM39 155V154H38ZM49 155V154H48ZM59 155H61V154H59ZM72 155V154H71ZM78 155H79V153H78ZM83 155V154H82ZM145 155V154H144ZM173 155V154H172ZM181 155V157H183ZM193 155V154H192ZM199 155V154H198ZM200 155H202V154H200ZM213 155V154H212ZM252 155V154H251ZM262 154L260 153V156H261ZM8 156V155H7ZM26 156V155H25ZM44 156V155H43ZM102 156V155H101ZM159 156V155H158ZM174 156V155H173ZM204 156V155H203ZM207 156V155H206ZM214 156V155H213ZM255 156V155H254ZM258 156L257 158L255 157L254 159H261V157H262V159L261 160H263L264 159V157L263 156ZM1 157H2V155H1ZM1 157H0V159H1ZM5 157V156H4ZM11 157V156H10ZM23 157V156H22ZM38 157V156H37ZM48 157V156H47ZM65 157V156H64ZM94 157V156H93ZM160 157V156H159ZM159 157H158V159H159ZM180 157V156H179ZM185 157V156H184ZM183 157V158H184ZM189 157V156H188ZM200 158H201V156H199ZM205 157V156H204ZM245 157V156H244ZM250 157H252V156H250ZM15 158V157H14ZM27 158V157H26ZM39 158V157H38ZM50 158V157H49ZM61 158V157H60ZM66 158V157H65ZM99 158V157H98ZM102 158H103V156H102ZM162 157H160V159H161ZM170 158V157H169ZM182 158V159H183ZM194 158H196V157H194ZM241 158H243V157H241ZM6 159H7V157H6ZM12 159V158H11ZM19 159V158H18ZM20 159H21V157H20ZM36 159V158H35ZM48 159V158H47ZM51 159V158H50ZM53 159V158H52ZM51 159V160H52ZM88 159H89V155H88ZM110 159V158H109ZM177 159V158H176ZM188 159V158H187ZM191 159V158H190ZM203 159V158H202ZM240 159V158H239ZM244 159V158H243ZM251 159V158H250ZM249 159V160H250ZM252 159H253V157H252ZM251 159V160H252ZM3 159H1V161H2ZM25 160V159H24ZM49 160V159H48ZM47 160V162H49ZM87 160V159H86ZM95 160V159H94ZM99 160V159H98ZM97 160V161H98ZM102 160V159H101ZM104 160V159H103ZM106 160V159H105ZM142 162H141V161ZM180 160V159H179ZM193 160V159H192ZM199 160V159H198ZM247 160V159H246ZM0 161V162H1ZM4 161V160H3ZM6 161V160H5ZM8 161V160H7ZM20 161V160H19ZM18 161V162H19ZM23 161V160H22ZM30 161V160H29ZM40 161H41V159H40ZM65 161V160H64ZM72 161V160H71ZM96 161V160H95ZM108 161V160H107ZM175 161V160H174ZM174 161H172V162H174ZM185 161V160H184ZM190 161V160H189ZM195 161V160H194ZM239 161H241V160H239ZM260 161V160H259ZM27 163H28V161H26ZM44 162V161H43ZM60 162H63V160L62 161H60ZM59 161H57V164H59L60 163ZM67 162V161H66ZM75 162V161H74ZM80 162V161H79ZM86 162V161H85ZM100 162V161H99ZM101 162H103V161H101ZM100 162V163H101ZM112 162H113V160H112ZM141 162V163H140ZM144 162V163H143ZM176 162V161H175ZM174 162V163H175ZM201 162V161H200ZM243 162H245V161H243ZM254 162H256V161H254ZM3 163V162H2ZM9 163V162H8ZM7 163V164H8ZM11 163H12V161H11ZM11 163H9V164H11ZM53 163V162H52ZM55 161H54V165H55ZM105 163V162H104ZM107 163V162H106ZM108 163H110V162H108ZM107 163V164H108ZM143 163V164H142ZM192 163V162H191ZM250 163V162H249ZM249 163L247 162V167L248 168H250L251 169V171L252 172H254V173H258V172H260L259 170H260V167L262 168V161L261 162H256L257 164L256 165H252L251 163H253V161L250 163L251 165H249ZM263 163H264V161H263ZM13 164V163H12ZM18 164H20V163H18ZM24 164V163H23ZM22 164V165H23ZM83 164V163H82ZM157 164V165H156ZM168 164V163H167ZM166 164V165H167ZM171 164H173V163H171ZM178 164V163H177ZM181 164V163H180ZM193 164H196L195 162H193ZM238 164V163H237ZM243 164V163H242ZM51 165V164H50ZM60 165V164H59ZM63 165V164H62ZM65 165V164H64ZM63 165V166H64ZM97 165V164H96ZM112 165H114V162L112 163ZM176 165V164H175ZM174 165V166H175ZM188 165V164H187ZM239 165H241V164H239ZM264 165V164H263ZM8 166V165H7ZM13 166V165H12ZM17 166V165H16ZM25 166H26V164H25ZM24 166V167H25ZM55 166H57V165H55ZM67 166V165H66ZM64 167V168H67V167ZM100 166V165H99ZM120 166V167H119ZM173 166V165H172ZM177 166V165H176ZM190 166V165H189ZM194 166V165H193ZM193 166H192V168H193ZM198 166H200V165H198ZM197 166V167H198ZM243 166H244V164H243ZM23 167V166H22ZM23 167V168H24ZM44 167V166H43ZM47 167V166H46ZM45 167V168H46ZM50 167V166H49ZM54 167V166H53ZM61 167V166H60ZM102 167V166H101ZM100 167V168H101ZM104 167V166H103ZM102 167V168H103ZM114 167H116L115 165H114ZM113 167V168H114ZM180 167H181V165H180ZM235 167V166H234ZM240 167V166H239ZM238 167V168H239ZM247 167H245V168H247ZM3 168V167H2ZM11 169H12V167H10ZM15 168H17V167H15ZM26 168H27V166H26ZM48 168V167H47ZM63 167H61V168H58V166H57V169H58V171L60 172V174H61V176H64V175H62V171H61V169H62ZM85 168H86V166H85ZM163 168H165V167H163ZM177 168V167H176ZM189 168V167H188ZM237 168V167H236ZM4 169V168H3ZM3 169H1V170H3ZM18 169H21V168H19L18 167ZM44 169V168H43ZM49 169V168H48ZM50 169H52V168H50ZM57 169H56V167H55V169L54 170H56L57 171ZM73 169V168H72ZM96 169V168H95ZM98 169H99V167H98ZM109 169H111V168H109ZM167 169V168H166ZM190 169V168H189ZM194 169V168H193ZM240 169V168H239ZM238 169V170H239ZM250 169H248L249 171H250ZM8 170H9V168H8ZM63 170V169H62ZM66 170V169H65ZM64 170V171H65ZM70 170V169H69ZM93 169L91 168V171H92ZM101 170V169H100ZM112 170H114V169H112ZM119 170V171H118ZM154 170V171H155ZM9 171H11V170H9ZM14 171V170H13ZM16 171V170H15ZM15 171H14V173H15ZM19 171V170H18ZM27 171V170H26ZM89 171V170H88ZM93 171H97V170H93ZM105 171V170H104ZM103 171V172H104ZM159 171V170H158ZM157 171V172H158ZM167 171V170H166ZM174 171H176V169H174ZM189 171H191V170H189ZM240 171H241V169H240ZM243 171H244V169H243ZM246 171H247V169H246ZM248 171V172H249ZM261 171H262V169H261ZM4 172V171H3ZM6 172V171H5ZM8 172V171H7ZM7 172H6V174H7ZM22 172V171H21ZM20 172V173H21ZM72 172V171H71ZM99 172V171H98ZM106 172H107V170H106ZM111 172V171H110ZM156 172V171H155ZM157 172H156V174H157ZM161 172H162V170H161ZM161 172H160V175H161ZM178 172V171H177ZM193 172H194V170H193ZM196 172V171H195ZM251 172V174L253 175L254 173H252ZM42 173H44V171H42ZM68 173V172H67ZM88 173V172H87ZM165 173V172H164ZM241 173H242V171H241ZM247 173V172H246ZM250 173V172H249ZM256 173V174H257ZM261 173V172H260ZM5 174V173H4ZM10 174V173H9ZM27 174V173H26ZM60 174L58 173V175L60 176ZM89 174H90V171H89ZM97 174H99V173H97ZM103 174V173H102ZM110 174V173H109ZM108 174V175H109ZM149 174V176H151V178H150V180L152 181H150V180H148L149 178V176H147ZM152 174H153V171H152ZM193 174V173H192ZM236 174V173H235ZM262 174V173H261ZM1 175V174H0ZM19 175V174H18ZM21 175H23V174H21ZM47 175V174H46ZM57 175V174H56ZM56 175H55V177H56ZM70 175L72 176L73 174L72 173H70ZM78 175V174H77ZM107 175V174H106ZM157 175H159V173L157 174ZM157 175H155V176H157ZM166 175V174H165ZM168 175H170V174H168ZM177 175H179V173L177 174ZM183 175V174H182ZM194 175V174H193ZM244 175V174H243ZM1 176H3V175H1ZM10 176V175H9ZM9 176H7L8 178H9ZM12 176V175H11ZM14 176V175H13ZM16 176V175H15ZM26 175H24V178H26L25 177ZM30 176V175H29ZM32 176V175H31ZM59 176H57V177H59ZM65 176H68V174L66 175L65 174ZM71 176H68V178H66V179H68L69 180V177H71ZM79 176H80V174H79ZM89 176V175H88ZM96 176V175H95ZM102 176H104V175H102ZM153 176H154V174H153ZM172 176V175H171ZM180 176H181V174H180ZM179 176V177H180ZM251 176V175H250ZM250 176H248V177H250ZM256 176V175H255ZM23 177V176H22ZM54 177V178H55ZM85 177V176H84ZM91 177H93L92 175H91ZM120 177V176H119ZM159 177V176H158ZM158 177H157V179H158ZM161 177H162V175H161ZM165 177V176H164ZM176 177V176H175ZM247 177V176H246ZM252 177V176H251ZM254 177V176H253ZM3 178V177H2ZM5 178V177H4ZM18 178H20V177H18ZM37 178V177H36ZM45 178V177H44ZM44 178H43V180H44ZM48 178V177H47ZM63 178V177H62ZM65 178V177H64ZM72 178V177H71ZM77 178V177H76ZM94 178V177H93ZM102 178V177H101ZM160 178V177H159ZM167 178H168V176H167ZM172 178V177H171ZM237 178H238V176H237ZM245 178V177H244ZM256 178V177H255ZM258 178V177H257ZM256 178V179H257ZM264 178V177H263ZM6 179V178H5ZM4 179V180H5ZM30 179V178H29ZM28 179V180H29ZM35 179V178H34ZM49 179V178H48ZM61 179V178H60ZM85 179H86V177H85ZM104 179V178H103ZM106 179V178H105ZM108 179V178H107ZM169 179H170V177H169ZM175 179V178H174ZM187 179V178H186ZM238 179H240V178H238ZM247 179V178H246ZM253 179V178H252ZM259 179V178H258ZM9 180V179H8ZM57 180H59V178L58 179H54V181H56L57 182ZM62 180V179H61ZM61 180H59V181H61ZM75 180V179H74ZM80 180V179H79ZM83 180V179H82ZM94 180V179H93ZM122 180V179H121ZM153 180H156V178H153ZM160 180V179H159ZM176 180H178V178L176 179ZM176 180H174V181H176ZM233 180L234 181H236L234 178H233ZM232 180V181H233ZM260 180V179H259ZM258 180V181H259ZM6 181V180H5ZM12 181V180H11ZM35 181V180H34ZM39 181V180H38ZM47 181V180H46ZM50 181V180H49ZM49 181H47L48 182V185H49ZM53 181V183L54 184H56V182H54ZM58 181V182H59ZM67 181V180H66ZM66 181H64V183H62L63 185L65 184L66 185ZM77 181V180H76ZM75 181V182H76ZM84 181V180H83ZM91 181V180H90ZM122 181H124V179L122 180ZM164 181V180H163ZM163 181H162V183H161V181H159L162 185H163ZM179 181V180H178ZM181 182H183V178H182V180H180ZM231 181V182H232ZM252 181V180H251ZM250 181V182H251ZM255 181V180H254ZM263 181V180H262ZM261 181V182H262ZM0 182H2V181H0ZM4 182V181H3ZM13 182V181H12ZM18 182V181H17ZM22 182V181H21ZM28 182V181H27ZM58 182H57V184H58ZM61 182H63V181H61ZM69 182V181H68ZM67 182V183H68ZM84 182H86V181H84ZM106 182V181H105ZM109 182V181H108ZM150 182L153 184V185H151L150 184ZM167 182V181H166ZM184 182H185V179H184ZM189 182V181H188ZM229 182H230V180H229ZM260 182V181H259ZM6 183V182H5ZM8 183V182H7ZM35 183V182H34ZM40 183H41V181H40ZM80 183V182H79ZM82 183V182H81ZM155 183V184H154ZM177 183V182H176ZM236 183H239L238 181L236 182ZM2 184V183H1ZM0 184V185H1ZM23 184V183H22ZM25 184V183H24ZM43 184V183H42ZM46 184V183H45ZM56 184V185H57ZM59 184H60V182H59ZM61 184V185H62ZM69 184H71L70 182L68 183V187H71V186H69ZM75 184V183H74ZM73 184V185H74ZM85 184V183H84ZM90 184V183H89ZM106 184V183H105ZM166 184V183H165ZM185 184V183H184ZM229 184V183H228ZM232 184V183H231ZM244 184V183H243ZM242 184V185H243ZM256 184V183H255ZM259 184V183H258ZM12 185H14L13 183H12ZM33 185V184H32ZM39 185V184H38ZM44 185V184H43ZM47 185V186H48ZM62 185V186H63ZM64 185V186H65ZM72 185V186H73ZM80 185H82V184H80ZM87 185V184H86ZM99 185V184H98ZM102 185V182H100V186ZM161 185V186H162ZM167 185H168V183H167ZM239 185V184H238ZM264 185V184H263ZM2 186H4V185H2ZM14 186H16V185H14ZM19 186H21V185H19ZM19 186H17V187H19ZM25 186V185H24ZM26 186H27V184H26ZM51 186H52V184H51ZM63 186V187H64ZM89 186V185H88ZM152 186H154L156 189L154 190V187H152ZM186 186V185H185ZM225 186V185H224ZM235 186V185H234ZM244 186V185H243ZM5 187V186H4ZM7 187V186H6ZM5 187V188H6ZM9 187V186H8ZM12 187V186H11ZM53 187V186H52ZM58 188L60 187L59 185L57 186ZM67 187V186H66ZM89 187V188H90ZM102 187V186H101ZM169 187H170V185H169ZM180 187V186H179ZM228 187H229V185H228ZM245 187V186H244ZM257 187V186H256ZM262 187V189L264 188L263 186H261ZM261 187H259V189L261 188ZM13 188V187H12ZM21 188V187H20ZM25 188L26 187H24V190H25ZM29 188V187H28ZM57 188V189H58ZM162 189L164 188V189H166L164 186L163 187H161ZM221 188V187H220ZM223 188V187H222ZM227 188V187H226ZM243 188V187H242ZM258 188V187H257ZM19 189V188H18ZM51 188H50V186H49V190H50ZM52 189H54V188H52ZM55 189H56V187H55ZM66 189V188H65ZM72 189V188H71ZM75 189V188H74ZM74 189H73V191H74ZM97 189H99V190H101L102 192V196H101V199H100V202L98 203V205H97V207L94 209L93 207H94V205H93V200L95 199L94 198V196L96 197V193H97ZM181 189V188H180ZM235 189V188H234ZM237 189V188H236ZM243 189H245V188H243ZM249 189H250V187H249ZM258 189V190H259ZM9 190V189H8ZM16 190V189H15ZM15 190H13V191H15ZM24 190H22L21 189V191H24ZM27 190V189H26ZM31 190V189H30ZM42 190V189H41ZM59 190V189H58ZM60 190H62V188H60ZM69 190V189H68ZM161 190V189H160ZM169 190V189H168ZM246 190V189H245ZM20 191V192H21ZM43 191V190H42ZM46 191V190H45ZM72 191V190H71ZM171 191V190H170ZM174 191V190H173ZM224 191H226L225 190V188H224V190H223V192ZM228 191H229V189H228ZM248 191V190H247ZM264 191V190H263ZM262 191V192H263ZM12 192V191H11ZM16 192V191H15ZM26 192V191H25ZM60 192V191H59ZM62 192V191H61ZM65 192V191H64ZM163 192V191H162ZM169 192V191H168ZM167 191H166V193H168ZM230 192V191H229ZM246 192V191H245ZM255 192V191H254ZM14 193V192H13ZM27 193V192H26ZM25 193V194H26ZM40 193V192H39ZM48 193V192H47ZM56 193V192H55ZM70 193V192H69ZM75 193V192H74ZM80 193V192H79ZM98 193H100V192H98ZM160 193H161V191H160ZM170 193V192H169ZM221 193H222V190H221ZM228 193V192H227ZM231 193V192H230ZM229 193V194H230ZM240 193V192H239ZM243 193H244V191H243ZM242 193V194H243ZM248 193H250V192H248ZM1 194V193H0ZM29 194V193H28ZM33 194V193H32ZM62 194V193H61ZM60 194V195H61ZM65 194V193H64ZM163 194H164V192H163ZM218 194H219V192H218ZM232 194V193H231ZM230 194V195H231ZM251 194V193H250ZM256 194V193H255ZM258 194V193H257ZM263 194V193H262ZM21 195H23V194H21ZM57 195V194H56ZM69 195V194H68ZM75 195V194H74ZM79 195V194H78ZM166 195V194H165ZM165 195H163V196H165ZM174 195V194H173ZM225 195V194H224ZM245 195V194H244ZM243 195V196H244ZM248 195V194H247ZM252 195H253V193H252ZM13 196V195H12ZM17 196V195H16ZM26 196V195H25ZM36 196V195H35ZM47 196V195H46ZM54 196H55V194H54ZM72 196V195H71ZM158 196H160V194L158 195ZM214 196H216L215 194H214ZM221 196V195H220ZM234 196H236V195H234ZM233 196V197H234ZM254 196V195H253ZM260 196H261V193H260ZM9 197V196H8ZM27 197L29 198L30 196L29 195H27ZM43 197V196H42ZM155 197H157V196H155ZM217 197H219V195H217ZM223 197V196H222ZM222 197H221V199H222ZM227 197H229V195L227 196ZM236 197H238V196H236ZM257 197H259V195L257 196ZM14 198V197H13ZM16 198V197H15ZM21 198H22V196H21ZM54 198V197H53ZM58 198V197H57ZM71 198V197H70ZM84 198H82V200H84ZM100 198V197H99ZM150 198H152V199H150ZM215 198V197H214ZM255 196L252 198V199H254L255 200ZM263 198V197H262ZM0 199H1V197H0ZM8 199V198H7ZM37 199H39V197L37 198ZM37 199H35V200H37ZM41 199V198H40ZM43 199V198H42ZM48 199V198H47ZM55 199H56V197H55ZM54 199V201H53V199H51V197H50V200H49V202L50 201H53V204H54V202L56 201V203H58L57 202V200H55ZM59 199V198H58ZM98 199V198H97ZM151 200L152 202H150V201H148V200ZM166 199V198H165ZM169 199V198H168ZM220 199V197L217 199L216 198V201L213 203V205L209 208L210 210H208V213H207V215H205V216H203L204 217V219L202 220V219H200V221H201V224H200V227L199 228H197V229H195L196 231H194L193 232V234H192V236H190V235H188V236H190L189 238H187L186 239V237H185V235H186V233H185V235H184V237L185 238H183L184 240H181V241H183L182 242V244H181V246H180V244H179V247L178 248H174V256H173V258H171V259H173V261H168V262H171L170 264H183V262H184V264H185V261H183V259L185 258V256H187V255H184L183 256V254L185 253H187V249L189 250V248L190 247H192L193 246V244L195 245L196 243H198V242H202V244L204 243V241H206L207 239H208V234H211V233H209V230L212 228V226H216V224L214 225V221H215V218L217 217L216 216V214H217V212H219L218 210L221 208V206H223L224 204H222V202L224 201V200H221ZM227 199V198H226ZM231 199V198H230ZM259 199H260V197H259ZM13 200V199H12ZM21 200L22 199H20L18 202H20V204L21 203H23V202H21ZM28 200V199H27ZM61 200V199H60ZM66 200V199H65ZM64 200V202H67V200L65 201ZM71 200V199H70ZM158 200V199H157ZM163 200H164V198H163ZM171 200V199H170ZM169 200V201H170ZM181 200V199H180ZM214 200V199H213ZM228 200V199H227ZM226 200V201H227ZM233 200H235V198L233 199ZM2 201V200H1ZM42 201V200H41ZM47 201V200H46ZM63 201V200H62ZM61 201V202H62ZM95 201V200H94ZM169 201H167V202H169ZM179 201V200H178ZM177 201V202H178ZM7 202V201H6ZM8 202H9V200H8ZM29 202V201H28ZM43 202H44V200H43ZM43 202H41V203H43ZM49 202H47V203H49ZM63 202V204H65ZM79 202V201H78ZM148 202H150V203H148ZM157 202V201H156ZM166 202V203H167ZM172 202V201H171ZM173 202H175V201H173ZM176 202V203H177ZM180 202V201H179ZM229 202V201H228ZM238 202V201H237ZM236 202V203H237ZM11 203V202H10ZM13 203H14V200H13ZM45 204H47L46 202H44ZM43 203V204H44ZM56 203L54 204V205H56ZM80 203V202H79ZM152 203V204H151ZM157 203H159V202H157ZM183 203V202H182ZM224 203V202H223ZM227 203V202H226ZM233 203V202H232ZM235 203V204H236ZM246 203H248V202H246ZM253 202H251V204H252ZM2 204H3V202H2ZM15 204V203H14ZM24 204V203H23ZM42 204V205H43ZM44 204V205H45ZM51 204H52V202H51ZM53 204L51 205V208H52V206H53ZM73 204V203H72ZM148 204H151L150 206L148 205ZM165 204V203H164ZM172 204V203H171ZM181 204V203H180ZM230 204V203H229ZM241 204V203H240ZM242 204H243V202H242ZM251 204H249V205H251ZM12 205V204H11ZM17 205V204H16ZM15 205V206H16ZM18 205H19V203H18ZM26 205V204H25ZM33 205V204H32ZM61 205V204H60ZM59 205V203H58V205H57V209H58V206H60ZM70 205V204H69ZM169 205V204H168ZM174 205V204H173ZM177 205V204H176ZM255 205V204H254ZM253 205V206H254ZM263 205H264V201H263ZM262 205V206H263ZM13 206V205H12ZM12 206H11V208H12ZM22 205H20V207H21ZM24 206V205H23ZM28 206V205H27ZM46 206V205H45ZM47 206H49V209L47 208ZM45 208H44V210H43V224L41 223L40 225H42L41 227H39L40 228V230H36V231H38V232H36L37 233V237H36V242H35V248H34V254L32 255V258H31V261H30V263L31 264H53V263H55V262H53L54 260H55V258H54V256H53V258H54V260H53V258H52V254H55L54 253V250H55V252H56V255L57 256H59L58 255V250L59 251H61L60 250V246H59V241H62L63 239H64V237L66 236H63V234H65L64 233V229L61 227V225H62V220H63V216H62V212L61 211H59V209L61 208V207H63V206H60L59 207V209H58V211H57V209L55 210L54 209V207H53V209L54 210H52V211H50V204L49 205H47ZM77 206V205H76ZM148 206H149V208H148ZM164 206V205H163ZM181 206V205H180ZM183 206V205H182ZM227 206V205H226ZM225 206V207H226ZM233 206H235V205H233ZM242 206V205H241ZM252 206V205H251ZM252 206V207H253ZM258 206V205H257ZM8 207V206H7ZM17 207H19V206H17ZM25 207V206H24ZM29 207V206H28ZM37 207V206H36ZM39 207H41V206H39ZM65 207H67V206H65ZM69 207V206H68ZM75 207V206H74ZM78 207V206H77ZM85 207V208H84ZM152 207H154V206H152ZM160 207H162V206H160ZM165 207V206H164ZM167 207V206H166ZM170 207V206H169ZM177 207V206H176ZM176 207H171V208H175L176 209ZM224 207V208H225ZM237 207V206H236ZM15 208V207H14ZM26 208V207H25ZM43 208H41V209H43ZM73 208V207H72ZM158 209H159V207H157ZM182 208V207H181ZM254 208V207H253ZM260 208V207H259ZM4 209V208H3ZM10 209V208H9ZM151 209H154V208H151ZM163 209V208H162ZM158 210L159 212L160 211H163V210H165V209H163V210ZM233 209H235V208H233ZM239 209H241V207H239ZM239 209H237V211L239 210ZM251 209V208H250ZM15 210V209H14ZM25 210V209H24ZM35 210V209H34ZM61 210V209H60ZM62 210H63V208H62ZM74 210V209H73ZM168 210H170V209H168ZM179 210V209H178ZM236 210V209H235ZM5 211V210H4ZM21 211H22V208H21ZM28 211V210H27ZM31 211V210H30ZM33 211V210H32ZM75 211V210H74ZM167 211V210H166ZM176 211V210H175ZM174 211V212H175ZM240 211V210H239ZM241 211H243V210H241ZM246 211V210H245ZM257 211V210H256ZM261 211V212H260ZM259 211V218H257L256 217V215L258 216V214H256L255 215V217H253V215H251L252 217H253V219L254 218H256L257 219V221H258V219H259V221H260V219H261V221L264 219V206H263V209L262 210H260ZM11 212H12V210H11ZM23 212V211H22ZM29 212V211H28ZM40 212V218H41V211H39ZM66 212V211H65ZM76 212V211H75ZM81 212V213H82ZM159 212H157V213H159ZM179 212H180V210H179ZM207 212V211H206ZM247 212V211H246ZM30 214L32 213V212H29ZM82 213V214H83ZM156 212L154 213L155 215L157 214ZM166 213V212H165ZM168 213V212H167ZM166 213V214H167ZM170 213V212H169ZM180 213H182V212H180ZM220 213V212H219ZM218 213V214H219ZM232 213H233V211H232ZM235 213V212H234ZM254 214H255V212H253ZM10 214V213H9ZM12 214H14V212L12 213ZM15 214H16V212H15ZM15 214H14V216H15ZM25 214H28V213H24V215ZM37 214H39L38 212H37ZM87 214V215H86ZM149 214H152V212L150 213L149 212ZM160 215L162 214V213H159ZM163 214H164V212H163ZM162 214V215H163ZM175 214V213H174ZM174 214H173V216H174ZM222 214H224V213H222ZM221 214V215H222ZM228 214H230V213H228ZM244 214V213H243ZM242 214V215H243ZM4 215V214H3ZM147 215V216H146ZM153 215V214H152ZM161 215V216H162ZM165 215V214H164ZM163 215V216H164ZM177 215V214H176ZM181 214H179V216H180ZM236 215V214H235ZM234 215V216H235ZM238 215V214H237ZM8 216V215H7ZM13 216V215H12ZM27 216H29V215H27ZM27 216H26V218H27ZM34 216V215H33ZM68 216H70V214L68 215ZM77 216V215H76ZM81 216V215H80ZM79 216V217H80ZM154 216V215H153ZM152 216V217H153ZM158 216V215H157ZM156 216V218H158ZM160 216V217H161ZM223 216V215H222ZM225 216V215H224ZM249 216V215H248ZM251 216H249L248 218H252ZM6 217V216H5ZM19 217V216H18ZM17 217V218H18ZM30 217V216H29ZM150 217V216H149ZM185 217V216H184ZM221 217V216H220ZM219 217V218H220ZM225 217H228V216H225ZM231 217V216H230ZM238 217V216H237ZM8 217H6V219H7ZM10 218V217H9ZM76 218V217H75ZM82 218V217H81ZM85 218V217H84ZM85 218V219H86ZM177 218H178V216H177ZM177 218H176V220H177ZM201 218H202V216H201ZM239 218V217H238ZM245 218V217H244ZM5 219V220H6ZM19 219V218H18ZM17 219V220H18ZM39 219V218H38ZM80 219V218H79ZM78 219V220H79ZM150 219H153V218H149V220ZM163 219V217H161V220ZM179 219V218H178ZM199 219V218H198ZM217 219V218H216ZM228 219V218H227ZM227 219H225V220H227ZM230 219V218H229ZM234 219V218H233ZM236 219V218H235ZM243 219V218H242ZM247 219V218H246ZM1 220H3V218H1ZM4 220V221H5ZM16 220V221H17ZM42 220V219H41ZM82 220V219H81ZM154 221L156 220L155 218L153 219ZM153 220L151 221V222H153ZM166 220H167V218H166ZM181 220V219H180ZM221 219H219V220H217L216 222H217V225H218V223H219V221H220ZM9 221V220H8ZM14 221V220H13ZM23 221H24V219H23ZM39 221V220H38ZM147 222H148V219L146 220ZM160 221V220H159ZM178 222H179V220H177ZM182 221H183V219H182ZM223 217H222V224H223ZM228 221H230V220H228ZM236 221V220H235ZM238 221H239V219H238ZM243 221H246V220H244L243 219ZM256 221V224L259 222H257ZM260 221V222H261ZM2 222V221H1ZM10 222V221H9ZM27 222H28V220H27ZM41 222V221H40ZM79 222V221H78ZM173 223H174V221H172ZM178 222H177V225H179L178 224ZM181 222V221H180ZM198 222V221H197ZM240 222V221H239ZM252 221L249 219V220H247L244 224H240L241 226H243V229H244V227H248L250 224H252L251 223ZM263 222V221H262ZM3 223V222H2ZM11 223H13V222H11ZM20 223V222H19ZM18 223V224H19ZM29 223V222H28ZM37 223V222H36ZM149 223V222H148ZM158 223V222H157ZM176 223V222H175ZM235 223V222H234ZM5 224H7V223H5ZM14 224H16L17 225V223H14ZM21 224H23L22 222H21ZM63 224H66L65 222L63 223ZM151 224H153V223H151ZM159 224V223H158ZM157 224V225H158ZM220 224V223H219ZM221 224V225H222ZM224 224H225V222H224ZM223 224V225H224ZM16 225H15V227H16ZM26 225V224H25ZM37 225V224H36ZM39 225V224H38ZM71 225V224H70ZM148 225H150V223L148 224ZM175 225V224H174ZM181 225V224H180ZM179 225V226H180ZM196 225H197V223H196ZM258 225V224H257ZM261 225H262V223H261ZM1 226V225H0ZM7 226H9V225H7ZM11 226H12V224H11ZM14 226V225H13ZM63 226V225H62ZM68 226V225H67ZM73 226V225H72ZM151 226V225H150ZM153 226V225H152ZM155 226V225H154ZM159 226V225H158ZM176 226V225H175ZM199 226V225H198ZM219 226V225H218ZM231 226V225H230ZM236 226H238V225H236ZM241 226H238V228L239 227H241ZM10 227V226H9ZM70 227V226H69ZM73 227H75V226H73ZM72 227V228H73ZM178 227V226H177ZM213 227V228H214ZM221 227V226H220ZM249 227H251V226H249ZM252 227H254V226H252ZM251 227V228H252ZM261 226H259V228H260ZM2 228H3V226H2ZM8 228V227H7ZM17 228V227H16ZM64 230H62V229ZM66 228H68V227H66ZM65 228V229H66ZM161 228H163V227H161ZM169 228V227H168ZM170 228H172V227H170ZM227 228V227H226ZM229 228V227H228ZM1 229V228H0ZM5 229H6V227H5ZM4 229V230H5ZM10 229V228H9ZM37 229V228H36ZM52 229H53V231H52ZM140 229V230H139ZM217 229H219V228H217ZM234 229V228H233ZM236 229V228H235ZM242 229V231H241V228L239 229L241 232H243L244 230ZM247 229V228H246ZM245 229V230H246ZM250 231H251V229L250 228H248ZM247 229V230H248ZM253 229V228H252ZM258 229V228H257ZM22 230V229H21ZM61 230H62V232H63V234H62V232H61ZM68 230V229H67ZM139 230V231H138ZM158 230V229H157ZM171 230V229H170ZM169 230V231H170ZM178 230V229H177ZM176 230V231H177ZM212 230V229H211ZM225 230V229H224ZM230 230V229H229ZM248 230V231H249ZM260 230V229H259ZM264 230V229H263ZM262 230V231H263ZM29 231V230H28ZM71 231V230H70ZM144 231H146V230H144ZM143 231V232H144ZM174 231V230H173ZM220 231V230H219ZM1 232H2V230H1ZM12 232V231H11ZM20 232V231H19ZM18 232V233H19ZM148 232V231H147ZM151 232V231H150ZM163 232V231H162ZM166 232V231H165ZM232 232V231H231ZM230 232V233H231ZM235 232V231H234ZM245 232H247V231H245ZM66 233H67V231H66ZM80 233H81V231H80ZM142 233V232H141ZM157 233H158V231H157ZM164 233V232H163ZM171 233H172V231H171ZM176 233V232H175ZM180 233L182 234L183 232H181L180 231ZM224 233V232H223ZM229 233V234H230ZM237 233V232H236ZM2 234V233H1ZM25 234V233H24ZM24 234H23V236H24ZM149 234V233H148ZM153 234V233H152ZM181 234H179V235H181ZM243 234H244V232H243ZM6 235V234H5ZM27 235H28V233H27ZM83 235V234H82ZM150 235V234H149ZM222 235V234H221ZM228 235V234H227ZM252 235V234H251ZM257 235V234H256ZM259 235V234H258ZM35 236L36 235H34V239H35ZM62 236V237H61ZM68 236V235H67ZM142 236V235H141ZM148 236V235H147ZM212 236V235H211ZM245 236V235H244ZM254 236H255V234H254ZM68 237H70V236H68ZM67 237V238H68ZM71 237H70V240H71ZM177 237V236H176ZM179 237V239H182V238H180V236H178ZM178 237H177V239H178ZM181 237H183V234L181 235ZM213 237V236H212ZM6 238V237H5ZM18 238H20V237H18ZM23 238H25V237H23ZM22 238V239H23ZM33 238V237H32ZM63 238V239H62ZM83 238H85V239H83ZM147 238V237H146ZM1 239V238H0ZM61 239V240H60ZM135 239V240H134ZM139 239V238H138ZM141 240H139V241H142V238H140ZM144 239V238H143ZM168 239V238H167ZM215 239V238H214ZM217 239V238H216ZM220 239V238H219ZM2 240V239H1ZM18 240V239H17ZM32 240V239H31ZM67 240H69V239H67ZM66 239H65V241H67ZM73 240H74V238H73ZM212 240V239H211ZM218 240V239H217ZM5 241H7V240H5ZM144 241V240H143ZM142 241V243H144ZM175 241H176V239H175ZM210 241V240H209ZM8 242H10V241H8ZM12 242V241H11ZM10 242V243H11ZM57 242H59V243H57ZM63 242V241H62ZM168 242V241H167ZM178 241H176V243H177ZM208 242V241H207ZM239 242V241H238ZM260 242H261V240H260ZM5 243V242H4ZM21 243V242H20ZM34 243V242H33ZM64 243V242H63ZM176 243H175V245H176ZM179 243H181V242H179ZM209 243V242H208ZM215 243H217V242H215ZM6 244V243H5ZM24 244V243H23ZM26 244V243H25ZM29 244V243H28ZM32 244V243H31ZM133 244H136V245H138L137 243H133ZM140 244H141V242H140ZM146 244V243H145ZM178 244V243H177ZM237 244V243H236ZM1 245H2V243H1ZM4 245V244H3ZM7 245V244H6ZM16 245V244H15ZM71 245V246H70ZM143 245V244H142ZM8 246V245H7ZM20 246V245H19ZM24 246V245H23ZM22 246V247H23ZM26 246H28V245H26ZM30 246V245H29ZM63 246H65V245H63ZM199 246V245H198ZM197 246V247H198ZM211 246V245H210ZM236 246V245H235ZM11 247H13V246H11ZM10 247V248H11ZM176 247H177V245H176ZM4 247H2V249H3ZM9 248V249H10ZM18 248V247H17ZM144 248H145V246H144ZM193 248V247H192ZM213 248V247H212ZM15 249H16V247H15ZM19 249V248H18ZM143 249V248H142ZM141 249V250H142ZM209 249H211V248H209ZM231 249H233V248H231ZM230 249V250H231ZM264 249V248H263ZM24 250H25V248H24ZM29 250H30V248H29ZM31 250H33V249H31ZM65 250V249H64ZM134 250V251H133ZM166 250V249H165ZM176 250V251H175ZM201 250V249H200ZM1 251V250H0ZM50 251H53V252H51L52 254H48V253H50ZM65 251H67V250H65ZM160 251V250H159ZM190 251V250H189ZM188 251V252H189ZM196 251V250H195ZM2 252V251H1ZM22 252H23V250H22ZM28 252V251H27ZM30 252V251H29ZM158 252V251H157ZM191 252H193V250L191 251ZM5 253V252H4ZM3 253V254H4ZM140 253V252H139ZM147 253V252H146ZM168 253V252H167ZM196 253H197V251H196ZM196 253H195V255H196ZM9 254H11V253H9ZM17 254V253H16ZM16 254H14V256L16 255ZM47 254L48 255H50L49 257L50 258H52V260L47 256ZM191 254V253H190ZM12 255V254H11ZM10 255V256H11ZM24 255V254H23ZM141 255H143V254H141ZM9 256V255H8ZM9 256V257H10ZM13 256V255H12ZM56 256V257H57ZM248 256V255H247ZM16 257H18V256H16ZM24 257V256H23ZM28 257V256H27ZM47 257V258H46ZM132 257H134V256H132ZM184 257V258H183ZM249 257V256H248ZM251 257V256H250ZM6 257H4V259H5ZM12 258V257H11ZM60 258V260L62 259L61 258V256L59 257ZM192 258V257H191ZM7 259H8V257H7ZM6 259V260H7ZM19 259V258H18ZM147 259V258H146ZM170 259V260H171ZM243 259V258H242ZM252 259V258H251ZM5 260V261H6ZM26 260V259H25ZM185 260H186V258H185ZM1 261V260H0ZM4 261V262H5ZM8 261H9V259H8ZM17 261V260H16ZM19 261V260H18ZM27 261V260H26ZM57 261H58V259H57ZM204 261V260H203ZM227 261V260H226ZM240 261H242V260H240ZM10 262V261H9ZM59 262V261H58ZM61 262V261H60ZM144 262V261H143ZM223 262H225V261H223ZM63 263V262H62ZM167 263V262H166ZM6 264H8V263H6ZM60 264V263H59ZM133 264V263H132ZM135 264V263H134ZM140 264H144V263H140ZM169 264V263H168ZM202 264H204V263H202ZM245 264V263H244Z\"/></svg>",
	"mask_w": 264,
	"mask_h": 264
}]
</instances>
